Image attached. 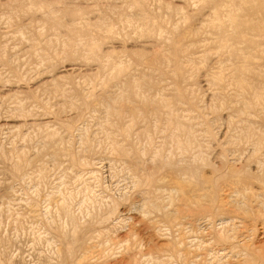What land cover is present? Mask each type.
Segmentation results:
<instances>
[{
	"label": "rangeland",
	"instance_id": "obj_1",
	"mask_svg": "<svg viewBox=\"0 0 264 264\" xmlns=\"http://www.w3.org/2000/svg\"><path fill=\"white\" fill-rule=\"evenodd\" d=\"M242 1L243 0H212V1L210 0L207 1L206 0L205 1L204 0H133L131 2V0H0V264H49L50 262L51 264H56L55 260L59 259V257L58 259H56V256L59 255V254L57 255L56 253H60V256L62 255L61 258L64 256V258H62V261L63 259H65L64 262L66 264H69L67 263L68 260L69 262L72 261L70 262V264H75L77 262L76 260L77 259L79 260V258L83 259V261L79 260V262H77L76 264L78 263L79 264H150V263L151 264H191V263L204 264L205 262L206 264H242V263L245 264V262L247 264L248 262L246 260L247 255H249L248 257L249 259H251L250 264L255 263L256 260L255 255L256 256L258 255L255 252L260 251L262 253L261 250L264 249L263 247L264 245L263 217L264 216L262 217L256 216V218L255 216H251L253 218L252 220L250 216H249L250 218L244 217L245 218L244 221L243 218L241 221L242 216L240 217V215L238 216L233 214V216L231 215L232 217L229 216L227 212H229V214L231 213L230 212L231 205L230 202L226 200L227 195L229 193L227 194V191H225L226 198L224 197L225 200L223 203L224 204L226 202L227 203L226 205L222 206L223 207L222 209L225 210V208L227 207L226 211L222 212V209L220 208L221 210L219 212V215L217 214L219 218L213 219L212 216L213 214H211V217H209L210 213L205 212L206 213L205 215L203 214L204 212L201 211L202 210V208H200L201 206L199 207L198 204H197L198 206H196L195 201H193L194 196L190 195V193H193V191L191 192L185 190L186 191L185 195L188 197L189 202H192L190 204H193L192 206L200 210L198 212L200 215L199 216L197 213L198 210L195 211L196 209L194 207L193 208L189 207V202H187V205L186 203L185 205L184 204L182 205L184 200L185 202L187 201V199H185L186 196L183 199V197H181V194L180 196L178 194H174L173 192H178L177 190L178 188L173 187L174 184L172 186L173 180L174 182L177 181V183H181L180 181L181 179L182 180L186 179V178L183 179L185 175L186 177H188V171L194 170L196 172V169L198 167H200L199 170L201 172L199 173L196 172L197 176H199L200 174L199 177L203 179L201 181H206L208 180V177L210 179L213 176V168L214 170H216L217 168L220 170L221 169L220 166H222V163H225L224 161H226L225 164H227L228 167L230 166L229 168H232V170L237 168L236 171L234 170L235 174H242V175L248 174L245 176L249 179L250 183L252 181L253 184L251 183V185L253 186V190L259 193V190L256 191L257 189L256 181L250 178L253 176V174L257 173V167L260 173L262 172V168L260 166H262L264 170V159H263L264 145L261 146V151H260V153L263 155L260 156L261 155L260 153L257 154L258 156L257 160L259 161V163L261 162V165H259L256 162H252V161L250 162L249 160L250 153L252 154L253 153L252 150H254L255 148L254 146L255 136L252 135V137H249L250 139L248 138L245 139L242 133L239 135V131L240 132L243 131L241 129L242 127L239 120H242L241 121L242 126L244 121L246 122L247 120L246 123L250 122V124H252L253 127L255 126V131L258 130V132L256 133L259 134L260 131H262L261 133H264V119H262L263 118L262 114L264 115L263 113L264 101H262V98L260 99L262 103L261 102H257L258 104L252 103L251 108L245 109L243 105L241 106L242 103L241 101L243 98L247 101L250 100V102H253V96H255L254 93H259V94L262 93V95L264 94L263 92L264 85H262L264 84V79H263L264 78V69H263L264 68V39H263L264 12L261 10L259 11L249 10L250 7L253 8V4H256L258 2L262 3L264 0L263 1L252 0V2L250 1V3L249 1L246 3L245 2L242 3ZM230 2L232 3L234 2V3L233 4L231 3L232 5L230 6ZM133 3H135V5ZM228 4H229V8H227ZM219 5L222 8H220ZM241 5L242 7L244 6L243 9H240V11L238 10L240 12L238 14H240L241 19H244L246 21L251 20L249 23L252 22L251 25L257 26L258 28L257 31L250 30L246 32V36L249 37L248 38L249 41L250 40L252 41L250 42V44H252L253 46L252 45L247 46L250 45L248 41L247 42L238 41L235 43V41L229 40L231 36L230 34L231 32H228L229 31L228 29L231 28L229 26V21L227 20V18H225L227 17V14L225 13L237 14V9ZM167 6H169L168 9H166ZM232 6L234 7V10ZM137 7L139 9H136ZM173 7H176V9H173ZM179 7H181L180 11H179ZM165 9L167 10V12L165 11ZM221 9L222 11H220ZM226 9L229 10L227 11ZM169 10L172 11L170 14L171 16L169 15L170 13ZM173 10L175 11L173 12ZM211 10L212 11L214 10L213 14ZM241 11L244 13H242ZM175 12L181 14L176 15ZM75 13L77 15H75ZM214 13H217L219 15L216 14L215 16ZM45 14H46V18H45ZM71 15L73 16L74 19H72ZM136 15L139 17L142 16L141 19L139 17H136ZM148 15L150 17H148ZM205 15L209 18V20H207ZM214 16L216 18L218 16V21H219L218 24H220L221 21L222 26L216 24L217 19ZM244 17H246V19ZM223 19L225 20V22ZM139 20L142 22H140ZM146 20L147 22H145ZM209 21L211 22V25ZM97 22L99 25L96 24ZM212 22L214 23V25H212L213 24ZM146 23H148L149 25L148 24L146 25ZM176 24L179 25L176 26ZM150 25L154 29L151 30ZM223 25L225 26V28ZM171 26L175 27L176 30L173 29ZM193 26L196 28H194ZM211 26L213 28H211ZM98 27H100L101 29ZM217 27L219 28L216 31L215 28ZM195 29L199 31L196 32ZM79 30L82 36L80 35V32L78 33ZM160 30L161 33H159ZM217 32L220 33L221 35L217 34ZM226 33L228 35H225ZM182 35H184L183 38ZM213 36H215V38ZM223 37L225 38L227 43L230 42L227 45L228 48H229V44H231L230 46L232 48H235L238 45L239 48L237 47L235 49H239L240 51L242 50V53L244 52V54L246 53L245 50L248 51L246 53L248 54L247 59L246 61H244L246 66L248 68L250 67L248 70L249 73L247 72V74H249L251 77L249 75H246L247 77L249 76L248 78L250 79L249 85L247 87L248 91L246 89H243V92L240 90H238L240 91L238 92L236 90V87L233 85V83L231 81L229 82L231 76L233 75V74L231 75L232 69L229 67H232L236 61H237L236 64L242 63L243 61L242 59H235L234 60L235 62L232 63V60H229V63L231 62V64L229 65L227 64V66L224 65L227 62L226 60L228 59L227 57L229 55L226 56V54L228 53L227 52L228 48L227 46L225 47L226 42L223 40ZM177 38L178 41L176 40ZM217 38H219L221 41H219V39ZM255 38L257 40H253ZM203 40L205 41L204 45H203ZM222 42L224 46L220 45ZM198 43L202 45L200 46ZM160 45L161 46L163 45L162 48ZM256 45L259 46L258 47L259 49L257 48ZM221 46H223L224 49L227 48L226 49L227 51L222 49ZM159 47L162 50H160ZM255 48L257 49V51ZM217 49L219 50L217 51ZM157 50H159L158 52L160 53V55H162V53L164 52L163 55L160 56ZM206 52H208L210 56ZM156 53H158V55ZM168 54L170 55V57ZM135 55H138V57ZM167 56L168 58H166ZM171 56L173 60L171 59ZM152 57L153 59L154 58L155 59L152 60ZM162 57L163 58L165 57L164 60L162 59ZM150 60L152 63L150 62ZM202 60L204 61V64ZM221 62H224V64L222 63L221 65L222 67L220 66ZM115 63L116 65L119 64L120 68L119 66H117V68L122 69V72L116 70L117 68L115 67ZM166 63L169 65H167ZM180 65L184 68H182ZM172 68L174 69V71L176 70L174 74L172 73L174 72ZM218 68H220L221 70ZM182 69L183 71H181ZM216 69L220 70L222 73L219 74V77L221 75L222 78L221 77L217 78L220 84L217 83V80L215 82V79L211 76V75L218 76L217 72L219 71L213 73L211 72ZM226 69H228L227 71L229 72H227ZM252 69L256 71L257 74H255V72ZM112 70H114V72ZM225 71L227 72V74H224L226 73ZM258 73L263 74V76L262 75L259 76ZM179 74L181 76H179ZM224 76L227 78H224ZM256 76H258L257 78H259V80L256 78ZM128 77H130L131 79ZM132 77L134 80L132 79ZM144 77L147 78L143 79ZM206 77H208V79ZM52 79L55 85L54 84L51 85H54V87L55 86L58 87L57 89H55L54 87L53 88L50 87L49 84L52 82L51 81ZM135 79L139 80V82H141L142 84L140 85L137 84L139 82L136 81ZM211 79H214V82ZM225 79L226 80L229 79L226 82L230 84V87L229 85H226L227 84L226 82H224ZM132 80L133 83L135 81L137 83L133 84ZM150 80L152 83L150 82ZM42 83L44 85H42ZM212 83L214 86L213 87L211 86L212 87L211 88L209 85H211ZM257 83H260L258 85L259 87L257 86ZM136 84L138 85V87H136L137 86ZM131 85L133 86L135 85V88L138 89V90L135 89L136 91L141 90L143 92L141 91L136 92L133 89L134 87H132ZM126 86L129 88H127ZM121 87L123 90L121 89ZM166 87L169 88L167 89ZM214 87H216V91H221L219 93L217 92L215 95H220L224 100H222V98L220 99L219 98L220 96H215L213 93L211 94V92L214 93L216 92L213 89ZM254 88L255 89L257 88L256 90L257 91L259 90L260 92L255 91ZM48 89L50 90L48 91L49 95L47 94ZM124 89L126 93L124 92ZM132 89L134 90L135 95L138 94L135 97L139 101L137 99L135 100L133 99L134 94H132L133 92L131 93ZM210 89H212L213 91ZM119 90H121L120 92H122V94L124 93L128 97V100L124 94H123L124 96H122ZM51 91L53 92L51 93ZM232 91L235 93L231 94ZM105 92H107V94ZM129 92L132 95L129 94ZM229 92L230 94H228ZM111 94L113 96H111ZM234 94L235 95L237 94L239 95L240 98H242L239 99V101L241 100L240 103H238L239 102L238 100L235 101L236 100L235 98H239V97H236ZM240 94L243 97H241ZM245 94L248 97L245 96ZM129 95H131L132 98ZM144 95L146 96V99ZM178 95L181 96L182 100L181 99L177 100V98L180 97ZM117 96H119L120 99L122 98L121 99L122 104L120 103L121 101ZM140 96H142L143 99ZM162 96L166 99H163ZM210 96L213 97L211 98ZM153 97L156 98L161 97V100L159 98H157L156 100ZM106 98L108 99V101L106 100ZM115 98H117L115 102H112V100ZM154 99L156 100V102L153 101ZM126 100H127V105H125L124 103L126 102ZM158 100L160 101V103H158ZM162 100H164L163 103L169 108L170 112L167 111L168 109L167 107L163 106ZM128 101H130L132 105L131 104L129 105ZM212 101L215 102V104ZM211 102L213 103V105ZM19 103L21 106L19 105ZM112 103L115 105H113ZM222 103L224 104V106L222 105ZM227 103L229 104L233 103V109L231 107H228L229 104ZM111 104L113 105V108H111L112 107ZM236 104L238 107L236 106ZM101 105L103 106V108H101ZM116 105L117 107H115ZM119 105L123 106V108L120 109ZM155 105L157 106L155 107ZM260 105L261 107H259ZM107 106L108 107L110 106L111 109H110V113L108 111L107 113L108 117L106 118V116H103L102 114L104 113L103 110H106L105 108ZM130 106L133 108H131ZM230 106H232V104H230ZM163 107H165L166 109ZM135 108H136L135 111L141 114L142 117L135 112H131L135 117L131 116L132 115L131 113L128 112L126 113V110L130 112V110L133 111ZM240 108H244L246 111L248 109L249 110L251 109L250 110L251 112L248 110L250 117L249 114L245 112L244 109L241 110ZM113 109L114 111L117 110V112H119L118 118H115L114 115H117V112L116 114H113L114 113L112 111ZM153 109L155 110L160 109V110L151 111ZM257 110H259V112L261 113H258ZM163 111L164 112L167 111L168 113L166 112L164 113ZM238 111L239 113L244 112V114L243 113L239 114ZM152 112H154V114ZM169 113L171 115H169ZM255 113H258L259 116L258 114ZM119 115H121L122 117ZM154 115L155 118L152 117ZM240 115L241 116L244 115V117L243 116L241 117ZM164 116L167 117L163 118ZM173 116L175 117L176 121L173 120L174 119ZM157 117H159V119ZM229 117L231 119H229ZM167 118H169V120H167ZM102 119H104V121H106L105 119L108 120L106 121L107 124L105 122L106 124V125L104 124L105 126L101 123V121L104 123ZM130 119H133L132 120L133 122H131ZM224 119H226L227 121ZM233 119L236 122L233 121ZM251 119L254 120L251 121ZM112 120L116 122L114 123ZM171 120L173 122L175 121L174 123H178L179 126L181 125L182 128L181 126L179 128ZM211 120H214L215 122L214 125H212L214 122ZM223 120L225 121L224 123L223 122L222 124L219 123ZM229 120L231 121L229 122ZM162 121L164 123L167 122L165 123L166 126H164V123H162ZM237 122L238 124L239 123L240 124L237 125L236 124ZM108 123H111L113 126L112 125L110 126V124ZM128 123L130 124L129 126L132 127H128ZM256 123H258L259 125H257ZM65 124L67 126V129L70 130L68 131L69 133H67V130H65L66 128ZM100 124H102L103 127ZM170 124L173 128L175 127L178 128L177 129L178 132L179 131L181 132L175 134L174 132H176L177 130L176 128L175 129L171 128ZM200 124L202 126H200ZM69 125L72 128H68ZM107 125L112 127V129H110V127L107 128L108 127ZM125 125L128 129L125 127ZM221 125L222 126L224 125L223 126L224 128ZM99 127H101L102 129ZM222 128L223 130L221 131ZM122 129H125V131ZM188 129L190 130L191 134L188 131ZM233 129L236 130V132L233 131ZM237 130L239 131L237 132ZM122 131H124L125 133ZM208 131L212 135V139ZM232 132L235 133L231 134ZM103 133L106 134L104 135ZM51 134L55 135V136L53 135L55 141H52L53 139H50ZM187 134H189L190 136ZM217 134H222L223 137L222 135H217ZM46 135H48L49 139L46 138ZM171 135L174 136L176 135V137L178 138L175 137L176 138L175 139L174 136ZM233 135L234 137L235 136L236 137L233 138ZM122 136L125 137V139ZM215 136H217L216 138L218 140L215 138ZM228 136L232 138L231 141H229L230 138H228L229 140H227ZM77 137L80 139H78ZM85 138L87 139V142ZM238 138L239 140H236L237 142H235V140L233 141V139H238ZM48 140L51 142L49 143ZM175 140L178 141L175 142ZM232 141L235 143H233ZM82 142L85 145V147L82 145ZM109 142H111V144L113 142V144L117 146V148L120 145L119 146L120 149L125 147L124 149H126L129 155L126 154L127 152L125 151L124 153L126 155L123 156H127V157L123 158V156L120 155L121 152L118 151L113 144L110 145ZM183 142L186 144L188 143L187 145L188 147H186L185 144H183ZM227 142L229 147L227 145ZM51 143L54 145H52ZM250 143L252 144L250 145ZM46 144L48 146H46ZM180 144L182 146L177 147V145ZM87 145H89L90 149L89 147L86 148ZM109 145L112 148H110ZM222 145H224V148ZM176 147L180 149L177 150ZM198 147L200 148V150ZM227 147L229 150L227 149ZM232 147L234 148L232 149ZM249 147H252L253 149L251 150ZM136 148L139 149L140 151L142 150L143 152L141 151L142 152L141 153L139 150L138 151L140 153L137 152ZM124 149H122V151ZM63 150H65L66 152L64 151L63 153L62 152ZM113 150L119 156H117V154H115ZM129 150L131 152V155ZM20 151L23 155L20 154ZM223 151H226L229 155H227L226 152L222 153ZM234 151H237L239 154H236L237 152ZM156 153H157V158H156ZM201 153L203 156L202 155L200 156ZM1 154L4 157H2ZM196 154L197 156H199L198 158ZM232 154L235 155L233 156ZM54 155H58V156L56 157ZM59 155L62 156L60 157ZM154 155L155 158L152 157ZM193 155L195 156V158H192ZM128 156L129 158L130 157L132 158L129 159ZM220 156L222 157V159L219 158ZM229 156L231 157L229 158ZM261 157L262 160L259 159ZM73 159L75 160V162L77 161L76 164H74L75 162ZM77 159H79L80 161ZM151 159H153V162L151 161ZM22 160L24 161V163L22 162ZM148 160L151 161L152 163L149 162ZM199 160H201L203 165H201L202 163ZM17 161L21 163L19 164V166L22 165V163L24 165L23 168H21L22 166L20 167L23 170H21L19 173L17 172L19 175H17V173H14L12 169L13 167L12 165H15V162L16 165L18 164ZM156 161L157 163L155 164L154 162ZM190 161H193V163L192 162L190 163ZM197 161L199 162V164ZM207 161H209V163ZM230 161L232 162L230 163ZM237 161L239 163L236 164ZM146 162L148 163L149 166L151 164L152 166L149 167L146 164ZM162 162H164L165 165H167V163L169 165L170 163V166L168 165L166 167L162 166L164 165L162 164ZM78 163H82L83 166L82 164H79L80 165L79 166ZM229 163L231 165H229ZM213 164L214 166L215 165L216 166L214 167ZM142 165L144 166V169ZM156 165L158 169H156L157 168ZM139 166L142 168V170L141 168H139ZM159 166L162 167L163 169L160 168ZM180 166L182 167V169H180ZM184 166H187V170L184 169L185 168ZM167 167L169 168L171 167L172 170L175 168L179 170L175 169L177 172L173 170L175 172L174 173L171 169L168 170ZM149 168L151 169V171ZM246 168L248 170H245ZM153 170L154 173L150 181L148 172H150L149 174H152ZM157 170H160L159 173ZM181 170L184 173H181ZM139 171L140 173L138 174ZM135 172L137 174H135ZM160 172L162 173L160 174ZM167 172H170V174ZM156 173H158L157 176ZM176 173L178 174L179 179H177ZM165 174H168V177ZM137 175L140 178L137 177ZM172 175H175V177L173 178ZM155 176L158 177L157 180L160 177L161 178L163 177V179L160 178V181L162 180L164 181L162 182L159 181L163 186L162 185L160 187L158 186L159 182L156 181ZM169 176L171 177L172 181H170L171 179H169L170 178ZM180 176L182 178H180ZM21 177L23 178V180ZM199 177L197 178L199 179ZM205 177H207V179ZM134 178L135 179L138 178V180H135ZM144 178H147L148 181L147 179H145L146 181H143ZM141 180L143 181L142 185L140 184L142 183ZM254 181L256 184L254 183ZM177 183L175 185L178 187ZM136 184L138 186H141L142 189H140ZM152 184L154 185V187L153 186L152 187L153 189L155 188L154 189L155 191L151 189ZM144 187L147 189L149 188V190H146ZM164 189L169 193L164 192ZM169 190H171V192ZM142 192L144 193V196L140 195ZM153 193L156 194V197L155 194ZM160 193H163V195H161ZM170 193L173 194L172 195L173 197L171 196ZM145 194L146 195L151 194L153 199L150 198L151 196L149 197L147 195L149 197L148 198L147 196H145ZM195 194L196 193L194 192V195ZM175 195H177V197L183 201H180L179 203L178 202L179 199L177 201L176 200L177 197H174ZM188 195H190L193 198H190ZM157 196H161V199L159 200L158 198L160 197L157 198ZM167 196L169 197L168 200H166ZM231 197L235 199V200H231L232 202L239 201V203H242L243 200L245 199V198L242 199L243 198L242 195L240 196L239 194L237 196L238 200H236L237 198L236 197L234 198V196ZM247 197H249V195ZM106 199H108V201ZM148 199H150L149 202H147L148 204L142 203V200L147 201ZM151 199L153 200L152 203H154V201L156 202L157 200H159L153 206L150 205L153 208L156 206L155 210L158 211L159 214L156 211L154 212L153 208H151L153 209L152 211H149L150 207L147 208L145 206V205L149 206V203H151L150 202ZM169 199H171L170 202ZM259 199H262V202H264L263 197L262 198L260 197L257 200L259 201ZM241 200L242 202H240ZM63 202L65 204H63ZM173 202H177V203H173ZM203 202L205 203L204 205H206L207 202L205 201V199L200 201L202 206H204ZM254 202L255 201L252 200V203ZM159 203H161L163 207L159 206ZM169 203L170 204L172 203L171 206H169ZM252 203L249 205H252ZM59 204L62 208L61 210L59 209L60 208ZM143 205L147 208L145 209V211L144 209H142L144 208ZM66 206L69 208V211ZM111 206L115 207L114 208L115 210L112 211L113 208ZM176 206L179 209L184 206L185 207L183 210L181 209L182 211H180L179 209H177L178 210L177 211ZM253 206H255V204ZM259 206L261 207V205ZM65 207L67 208L69 215ZM160 207L163 208L162 212H164L167 215L166 217L164 216L165 214L161 212ZM186 208H188L189 211L186 210ZM109 209H111L113 214L110 212ZM173 209H175L177 214H175V211ZM64 210L66 211L67 215L66 213H64L65 212ZM146 211L149 213H147ZM192 211L193 214H190L192 215L190 216L189 213L190 212L192 213ZM224 212L226 213V215ZM169 213L173 214V216L174 214L177 216L178 214H180L179 218H177L178 221L174 218L176 222L175 221L172 222L171 218H173V216L172 217L171 215L169 216ZM220 213L222 214V216ZM161 214L162 215L164 214L162 216L163 218L165 217L167 219L168 217V219L166 220L164 218L163 220ZM208 214L209 216L207 218ZM70 215H72L73 217ZM69 216H70V220H69ZM201 216H203L205 220L206 218L209 221L211 220V222L208 223V220L201 221L204 220V218ZM223 216L226 217V220ZM236 216H238L239 218L237 219ZM199 217L200 220L197 219ZM258 217L262 218V220L258 219ZM71 218H74V221ZM221 218L224 219L220 220ZM232 218L235 220L232 221L233 223L231 224V221L228 220H232ZM246 219L249 220L247 221ZM71 220L73 221V223H75V225L76 223H78L79 226L73 225ZM165 220L169 223L172 222V225L171 224L169 225V223L167 225ZM214 220H216L217 222ZM240 221L242 222V224H244V226L241 225ZM52 222L54 223V225H52L53 224ZM156 222L158 223L156 224ZM246 222L249 224H247ZM207 223L208 224L211 223V224L207 226ZM245 223L247 226L245 225ZM256 223L258 224L257 226ZM215 224H217L218 226ZM182 225L183 226L186 225V226L183 227ZM222 225L227 226V230L231 229L233 235L235 234L234 236L237 239H238L237 236H240L239 238L242 239V241L240 239L237 240L234 237V240L236 239V242H234V240L231 239L232 241L229 240L228 243H226L228 244V246L226 244L222 245L216 243L214 238L212 239L211 237H213L212 236L213 234L215 236L218 230L223 232V229L224 230L226 229V227L223 226V229L221 230L220 227H222ZM232 225L234 229H232L231 227ZM234 225H236L237 227H235ZM211 226H214L212 227V230H211ZM228 226L230 228H228ZM249 228H251L252 230H250ZM234 230L237 231L234 232ZM239 230L243 231V233L240 232L241 233L240 234ZM61 231L64 233L63 235H61L62 234ZM70 231L71 233L74 231V233L71 234ZM220 231H218V233ZM225 232L226 231H224L223 233ZM65 233H67V235L69 234L68 235L69 238L68 236H66ZM242 235L246 237H242ZM60 236L64 237L62 238L63 240L61 239ZM248 236L249 238H251L252 236V238L249 239ZM165 237H169V239ZM65 238H67V240ZM243 238L246 239V242L244 241L245 239ZM79 239H81V242L77 241ZM107 239L110 241H108ZM247 239L250 241V243L248 242ZM194 240L196 242H194ZM74 242L77 245H75ZM230 242L233 243L231 244ZM241 242L243 243L245 242V243L243 244ZM167 243L169 245L170 244L172 245L173 251L171 246H166ZM64 244L66 247L68 246V248L72 244L71 246L73 249H71L70 252H67L68 248L65 249L66 247L64 248L62 247L64 246ZM246 244L247 245L252 244V246L247 247ZM235 245H238L239 248L238 246L237 248L240 250H238ZM260 245L262 246V249ZM229 246L230 247L233 246V248H230ZM244 246L249 249L251 247L253 253H250L251 250L245 251ZM221 247L222 250H220ZM228 247L229 249H227ZM255 247L256 249L259 248L260 250H256V249L254 250ZM86 249L87 251L88 250L89 251L87 252ZM230 249L231 251H229ZM234 249L236 251H234ZM57 250L58 252H56ZM63 251L64 253H62ZM106 251L107 253H105ZM108 252L110 253L109 256H108ZM243 252L245 253V255L247 254L246 259H243L242 257V255L245 257ZM50 253L53 254L51 255ZM72 254L74 255V259ZM81 254L83 255L82 258L79 257L82 256ZM262 254H264V250ZM130 255L133 257V260L137 261V263L131 260L132 257H129ZM68 256H72L71 257L72 259L68 258ZM200 256H202V258ZM61 258L57 261L59 262L57 264H64L60 262ZM84 258L86 261L84 260ZM183 258L186 259L184 260ZM50 259L52 261L49 262ZM127 259H129L128 263L126 262L128 261Z\"/></svg>",
	"mask_w": 264,
	"mask_h": 264
},
{
	"label": "bare ground",
	"instance_id": "obj_2",
	"mask_svg": "<svg viewBox=\"0 0 264 264\" xmlns=\"http://www.w3.org/2000/svg\"><path fill=\"white\" fill-rule=\"evenodd\" d=\"M132 1H133V0H131V2H132ZM204 1H205V0H204ZM206 1H207V0H206ZM210 1H212V0H210ZM248 1H249V3H250V1L252 2V0H243L242 3H243V2L246 3V2H248ZM262 1H263V0H262ZM234 2H235V1H234ZM234 2H233V3H234ZM238 2H239V1H238ZM136 3H138V2H136ZM140 3H141V2H140ZM231 3H232V2H230V6L233 4V3H232V4H231ZM242 3H239V4H242ZM133 4L135 5V3H133ZM159 4H160V3H159ZM165 4H167V3H165ZM222 4H223V3H222ZM236 4H237V3H236ZM168 5H169V4H168ZM208 5H209V4H208ZM137 6H138V5H137ZM164 6H165V5H164ZM193 6H194V5H193ZM213 6H214V5H213ZM133 7H134V6H133ZM139 7H140V6H139ZM170 7H171V6H170ZM219 7H220V5H219ZM219 7H217V8H219ZM232 7H233V6H232ZM246 7H247V6H246ZM163 8H164V7H163ZM168 8H169V6L166 7V9H168ZM177 8H178V7H177ZM220 8H222V7H220ZM227 8H229V4H228V7H227ZM243 8H244V6L242 7V5H241L238 9L236 8V9H237V14H235V13H233V14L225 13V14H227V17H225V18H227V20L229 21V26H230V28H231V29H228L229 31H228V30H227V31H228V32H231V33H230L231 36H230L229 40H233V41H235V43L238 42V41H245V42L248 41L249 44H250V42H252V41H251V40H250V41L248 40L249 37L246 36V32H247V31H250V30L257 31L258 28H257V26H252V25H251L252 22L249 23L251 20L246 21V20H244V19H241V16H240V14H238V13H240V12H239L240 9H243ZM247 8H248V7H247ZM48 9H49V8H48ZM136 9H139V8L137 7ZM159 9H160V7H159ZM166 9H165V11L167 12ZM173 9H176V7H173ZM230 9H231V7H230ZM177 10H178V9H177ZM177 10H176V11H177ZM180 10H181V7H179V11H180ZM226 10L228 11L229 9H226ZM233 10H234V7H233ZM238 10H239V11H238ZM249 10H253V11H259V10H261V11L264 12V1H263L262 3H261V2H258V3H256V4H253V8L250 7ZM47 11H48V10H47ZM52 11H53V10H52ZM169 11H170V13H169V15H170L172 11H171V10H169ZM174 11H175V10H173V12H174ZM211 11H212V10H211ZM211 11H210V12H211ZM220 11H222V9H221ZM242 11H243V10H242ZM242 11H241V12H242ZM183 12H184V11H183ZM213 12H214V10L212 11V14H213ZM230 12H231V11H230ZM175 13H176V15H177V14H181V13H178V12H175ZM231 13H232V12H231ZM242 13H244V12H242ZM141 14H142V13H141ZM141 14H139V15H141ZM143 14H144V12H143ZM145 14H146V13H145ZM166 14H167V13H166ZM216 14H217V13H214L215 16H216ZM225 14H224V15H225ZM72 15H73V13H72ZM72 15H71V17H72V19H74ZM75 15H77V14L75 13ZM137 15H138V14H137ZM137 15H136V17H139V16H137ZM217 15H219V14H217ZM258 15H259V14H258ZM69 16H70V15H69ZM170 16H171V15H170ZM180 16H181V15H180ZM205 16H206V15H205ZM215 16H214V17H215ZM133 17H134V16H133ZM141 17H142V16H141ZM141 17H139V18L141 19ZM148 17H150V16L148 15ZM211 17H212V16H211ZM45 18H46V14H45ZM126 18H128V17H126ZM206 18H207V20H209V18H208L207 16H206ZM212 18H213V17H212ZM212 18H211V19H212ZM215 18H216V17H215ZM244 18L246 19V17H244ZM49 19H50V18H49ZM137 19H138V18H137ZM164 19H165V18H164ZM216 19H217L216 24L222 26L221 21H220V24H218V23H219V21H218V16H217ZM216 19H215V20H216ZM253 19H254V17H253ZM182 20H183V19H182ZM182 20H181V21H182ZM184 20H185V19H184ZM212 20H213V19H212ZM212 20H210V21H212ZM221 20H222V19H221ZM223 20H224V19H223ZM97 21H98V20H97ZM139 21H140V20H139ZM143 21H144V20H143ZM169 21H170V20H169ZM210 21H209V22H210ZM256 21H257V20H256ZM101 22H102V21H101ZM101 22H100V23H101ZM125 22H126V20H125ZM140 22H142V21H140ZM145 22H147V20H146ZM145 22H144V23H145ZM224 22H225V20H224ZM212 23H213V22H212ZM253 23H254V22H253ZM96 24H98V22H97ZM125 24H126V23H125ZM147 24H148V23H146V25H147ZM196 24H197V23H196ZM201 24H203V23H201ZM205 24H206V23H205ZM225 24H226V23H225ZM98 25H99V24H98ZM148 25H149V24H148ZM151 25H152V24H151ZM151 25H150V27H151V30H152V29H154V28H153ZM177 25H179V24H176V26H177ZM198 25H199V24H198ZM198 25H197V26H198ZM210 25H211V22H210ZM212 25H214V23H213ZM227 25H228V24H227ZM256 25H257V23H256ZM258 25H259V23H258ZM261 25H262V24H261ZM30 26H31V25H30ZM94 26H95V24H94ZM101 26H104V25H101ZM128 26H129V25H128ZM143 26H144V25H143ZM154 26H155V24H154ZM174 26H175V25H174ZM202 26H203V25H202ZM208 26H209V25H208ZM221 26H219V27H221ZM223 26H224V25H223ZM144 27H145V26H144ZM171 27H172L173 29L176 30L175 27H173V26H171ZM193 27H194V26H193ZM199 27H200V26H199ZM199 27H198V28H199ZM215 27H216V26H215ZM219 27L215 28L216 31L218 30ZM227 27H228V26H227ZM260 27H261V26H260ZM260 27H259V29H260ZM91 28H92V27H91ZM95 28H96V26H95ZM98 28H100V27H98ZM194 28H196V27H194ZM211 28H213V27L211 26ZM224 28H225V26H224ZM228 28H229V27H228ZM69 29H70V28H69ZM100 29H101V28H100ZM158 29H159V28H158ZM158 29H157V30H158ZM93 30H94V29H93ZM146 30H147V28H146ZM149 30H150V29H149ZM149 30H148V32H149ZM151 30H150V31H151ZM195 30H196V29H195ZM230 30H232V31H230ZM81 31H82V29H81ZM98 31H99V29H98ZM193 31H194V30H193ZM193 31H191V32H193ZM197 31H199V30H196V32H197ZM205 31H206V30H205ZM216 31H215V32H216ZM220 31H221V30H220ZM261 31H262V30H261ZM263 31H264V30H263ZM74 32H75V31H74ZM79 32H80V30L78 31V33H79ZM83 32H84V31H83ZM164 32H165V31H164ZM164 32H163V33H164ZM184 32H186V31H184ZM194 32H195V31H194ZM225 32H226V30H225ZM67 33H68V32H67ZM89 33H90V32H89ZM159 33H161V30H160ZM159 33H158V34H159ZM222 33H223V32H222ZM251 33H253V32H251ZM87 34H88V33H87ZM217 34H220V33L217 32ZM223 34H224V33H223ZM230 34H229V35H230ZM80 35H81V32H80ZM193 35H194V34H193ZM208 35H209V34H208ZM220 35H221V34H220ZM225 35H228V34L226 33ZM225 35H223V36H225ZM81 36H82V35H81ZM166 36H167V35H166ZM183 36H184V35H182V38H183ZM188 36H189V35H188ZM209 36H210V35H209ZM248 36H249V35H248ZM160 37H161V36H160ZM194 37H195V36H194ZM213 37L215 38V36H213ZM217 37H218V36H217ZM221 37H222V36H221ZM221 37H220V38H221ZM89 38H90V37H89ZM226 38H228V37H226ZM46 39H47V38H46ZM90 39H91V38H90ZM179 39H180V38H179ZM217 39H219V38H217ZM250 39H251V38H250ZM263 39H264V38H263ZM176 40L178 41V38H177ZM176 40H175V41H176ZM183 40H184V39H183ZM223 40L226 42V40H225L224 37H223ZM223 40H222V41H223ZM253 40H257V39L255 38V39H253ZM165 41H166V40H165ZM167 41H168V40H167ZM213 41H214V40H213ZM213 41H212V42H213ZM219 41H221V40L219 39ZM204 42H205V41L203 40V45L205 44ZM208 42H210V41H208ZM90 43H91V41H90ZM206 43H207V42H206ZM228 43H230V42H228ZM228 43L226 42L225 47L228 45ZM196 44H197V43H196ZM196 44H195V45H196ZM198 44H199V43H198ZM218 44H219V43H218ZM240 44H241V43H240ZM169 45H170V44H169ZM199 45H200V44H199ZM201 45H202V44H201ZM201 45H200V46H201ZM207 45H208V44H207ZM212 45H213V44H212ZM220 45H223V42H222ZM230 45H231V44H229V48H228V46H227L228 49H227V48L224 49V48H223L224 45L221 46L222 49H224V50L227 49V50H228V51H227V50H226V51H227L229 54L227 53L226 56H228V55H229V56L227 57V58H228V59L226 60L227 62L225 61V62H226L225 64H224V62H221L220 66L222 65V63H223L224 65H226V66H227V64H228V65L231 64V62L229 63V60H232V63H233V62H235V61H234L235 59H242L243 62L246 61V59H247V55H248V54H246V53H247L248 51L245 50L246 53L244 54V52L242 53V50L240 51L239 49H235V48L238 47L237 44H236L237 47H235V48H232ZM234 45H235V44H234ZM243 45H244V44H243ZM251 45H252V44L247 45V46H251ZM92 46H93V45H92ZM160 46H161V45H160ZM162 46H163V45H162ZM162 46H161V48H162ZM189 46H190V45H189ZM197 46H198V45H197ZM252 46H253V45H252ZM256 46H257V45H256ZM135 47H136V46H135ZM170 47H171V46H170ZM219 47H220V46H219ZM240 47H242V46H240ZM258 47H259V46H257V48H258ZM87 48H88V47H87ZM91 48H92V47H91ZM159 48H160V47H159ZM161 48H160V50H162ZM168 48H169V47H168ZM238 48H239V47H238ZM245 48H246V47H245ZM262 48H263V47H262ZM157 49H158V48H157ZM188 49H189V48H188ZM188 49H187V50H188ZM202 49H203V48H202ZM242 49H243V48H242ZM255 49H256V48H255ZM258 49H259V48H258ZM151 50H152V49H151ZM167 50H168V49H167ZM218 50H219V49H217V51H218ZM260 50H261V49H260ZM89 51H90V50H89ZM158 51H159V50H157V52H158ZM185 51H186V50H185ZM210 51H211V50H210ZM256 51H257V49H256ZM92 52H93V51H92ZM172 52H173V51H172ZM211 52H212V51H211ZM249 52H250V51H249ZM137 53H138V52H137ZM141 53H142V52H141ZM149 53H150V52H149ZM158 53H159V52H158ZM158 53H156V54L158 55ZM163 53H164V52H163ZM163 53H162V55H163ZM183 53H184V52H183ZM206 53H208V52H206ZM213 53H214V51H213ZM253 53H254V52H253ZM258 53H259V52H258ZM138 54H139V53H138ZM152 54H153V53H152ZM165 54H166V53H165ZM165 54H164V56H165ZM204 54H205V53H204ZM215 54H216V53H215ZM217 54H218V52H217ZM121 55H122V54H121ZM159 55H160V53H159ZM162 55H160V56H162ZM168 55H169V54H168ZM200 55H201V54H200ZM205 55H206V54H205ZM208 55H209V53H208ZM262 55H263V54H262ZM135 56L138 57V55H135ZM191 56H192V55H191ZM195 56H197V55H195ZM202 56H203V55H202ZM209 56H210V55H209ZM215 56H216V55H215ZM230 56H231L232 58H231ZM249 56H251V55H249ZM154 57H155V56H154ZM169 57H170V55H169ZM192 57H193V56H192ZM229 57H230V58H229ZM155 58H156V57H155ZM155 58H154V59H155ZM164 58H165V57H164ZM164 58L162 57L163 60H164ZM166 58H168V56H167ZM223 58H224V57H223ZM223 58H222V59H223ZM154 59H153V57H152V60H154ZM157 59H158V58H157ZM171 59H172V56H171ZM214 59H215V58H214ZM222 59H221V60H222ZM165 60H166V59H165ZM172 60H173V59H172ZM199 60H200V59H199ZM224 60H225V59H224ZM255 60H256V59H255ZM105 61H106V59H105ZM120 61H121V60H120ZM127 61H129V60H127ZM161 61H162V60H161ZM169 61H170V60H169ZM202 61H203V60H202ZM251 61H252V60H251ZM118 62H119V60H118ZM150 62H151V60H150ZM236 62H237V61H236ZM236 62L234 63V65L232 64V65H233V66H232L233 68H232V67H229V68L232 69V73H231V72H230V73H231V75H232V74H233V75L231 76V79H230V80H229V79H227V80H229V82L231 81V82L233 83V85L236 87V90H237V91L240 90V91L243 92V89H246V90L248 91V88H247V87H248V85H249V80H250L248 77H249L250 75L247 74V72H248V70H249L250 67L248 68V67L246 66L245 62H244V63H243V62H242V63H239V62H240V61H239L238 63H239L240 65H239V64H236ZM120 63H121V62H120ZM151 63H152V62H151ZM156 63H157V60H156ZM160 63H162V62H160ZM167 63H169V62H167ZM167 63H166V64H167ZM199 63H200V62H199ZM122 64H123V63H122ZM128 64H129V63H128ZM153 64H154V61H153ZM179 64H181V63H179ZM191 64H193V63H191ZM200 64H201V63H200ZM200 64H199V65H200ZM203 64H204V61H203ZM218 64H219V63H218ZM106 65H107V64H106ZM148 65H150V64H148ZM158 65H159V64H158ZM167 65H169V64H167ZM182 65H183V63H182ZM196 65H197V64H196ZM113 66H114V65H113ZM117 66H119V64L116 65V63H115V67H116V68H117ZM180 66H181V65H180ZM220 66H219V67H220ZM230 66H231V65H230ZM115 67H114V68H115ZM154 67H155V66H154ZM168 67H169V66H168ZM168 67H167V68H168ZM181 67H182V66H181ZM198 67H199V66H198ZM221 67H222V66H221ZM221 67H220V68H221ZM114 68H112V69H114ZM116 68H115V69H116ZM119 68H120V66H119ZM150 68H151V67H150ZM150 68H149V69H150ZM169 68H170V67H169ZM182 68H184V67H182ZM186 68H187V67H186ZM195 68H197V67H195ZM220 68H218V69H220ZM227 68H228V67H227ZM255 68H257V67H255ZM136 69H137V68H136ZM138 69H139V68H138ZM152 69H153V68H152ZM172 69H173V68H172ZM263 69H264V68H263ZM263 69H262V71H263ZM116 70H119L120 72H122V69H118V68H117ZM169 70H170V69H169ZM196 70H197V69H196ZM220 70H221V69H220ZM220 70H217V69H216V70L211 71L212 73H213V72H216V71H219V72H220V73L217 72L218 76H217V75H216V76L211 75V76L215 79V82H216V80H217V83H218V84H220V82H218V79H217V78L219 77V74H222ZM224 70H225V69H224ZM227 70H228V69H226V71H227ZM252 70H253V69H252ZM252 70H251V71H252ZM258 70H259V69H258ZM112 71L114 72V70H112ZM134 71H135V70H134ZM170 71H171V70H170ZM173 71H174V69H173ZM175 71H176V70H175ZM175 71L172 72V73L174 74ZM178 71H179V70H178ZM181 71H183V69H182ZM191 71H192V70H191ZM226 71H225V72H226ZM253 71H254V70H253ZM253 71H252V72H253ZM259 71H260V70H259ZM135 72H136V71H135ZM148 72H149V71H148ZM151 72H152V71H151ZM165 72H166V71H165ZM223 72H224V71H223ZM227 72H229V71H227ZM227 72L224 73V74H227ZM252 72H251V73H252ZM254 72H255V74H257L256 71H254ZM257 72H258V71H257ZM108 73H109V72H108ZM111 73H112V72H111ZM117 73H118V72H117ZM154 73H155V72H154ZM248 73H249V72H248ZM261 73H262V72H261ZM261 73H258V75H259V76H260V75L263 76V74H261ZM131 74H132V72H131ZM143 74H144V73H143ZM180 74H181V73H180ZM180 74H179V76H181ZM150 75H151V74H150ZM214 75H215V74H214ZM246 75H249V76L247 77ZM134 76H135V75H134ZM142 76H143V75H142ZM205 76H206V75H205ZM229 76H230V74H229ZM262 76H261V77H262ZM109 77H110V75H109ZM111 77H112V76H111ZM135 77H136V76H135ZM135 77H134V78H135ZM193 77H194V76H193ZM208 77H209V76H208ZM208 77H206V78L208 79ZM220 77H221V75H220ZM220 77H219V78H220ZM250 77H251V76H250ZM257 77H258V76H256V78H257ZM107 78H108V77H107ZM128 78H130V77H128ZM136 78H137V77H136ZM145 78H147V77H144L143 79H145ZM179 78H181V77H179ZM209 78H210V77H209ZM221 78H222V77H221ZM224 78H227V77L224 76ZM228 78H229V77H228ZM50 79H51V77H50ZM54 79H55V78H54ZM126 79H127V78H126ZM130 79H131V78H130ZM132 79H133V77H132ZM175 79H176V76H175ZM189 79H190V78H189ZM214 79H211V80H213V82H214ZM257 79L259 80V78H257ZM263 79H264V78H263ZM133 80H134V79H133ZM133 80H132V83H133ZM135 80H136V79H135ZM178 80H179V79H178ZM227 80L225 79L224 82H226ZM51 81H52V82H51L49 85H50V87L53 88L55 84H54V82H53V79H52ZM101 81H103V80H101ZM106 81H107V80H106ZM113 81H114V79H113ZM136 81L139 82V80H136ZM136 81H135L133 84L137 83ZM141 81H142V80H141ZM152 81H153V80H152ZM175 81H176V80H175ZM252 81H254V80H252ZM80 82H81V81H80ZM130 82H131V81H130ZM150 82H151V80H150ZM153 82H154V81H153ZM47 83H48V82H47ZM128 83H129V82H128ZM128 83H126V84H128ZM151 83H152V82H151ZM161 83H162V82H161ZM207 83H208V82H207ZM226 83H227V82H226ZM51 84H54V85H51ZM137 84L140 85V84H142V83L139 82V83H137ZM137 84H136V85H137ZM147 84H148V83H147ZM208 84H209V83H208ZM208 84H207V85H208ZM215 84H216V83H215ZM259 84H260V83H257V86H258ZM42 85H44V84L42 83ZM124 85H125V84H124ZM226 85H229V87H230V84H229V83H227ZM262 85H264V84H262ZM131 86L134 87V88H133L134 90H135V89L138 90L137 88H135V85H134V86L131 85ZM209 86H210V87H211V86L213 87L214 85H213V83H212V84L209 85ZM126 87H127V86H126ZM136 87H138V85H137ZM140 87H141V86H140ZM140 87H139V90H140ZM212 87H211V88H212ZM216 87H217V86H216ZM216 87L213 88L214 91H216ZM249 87H252V86H249ZM253 87H254V86H253ZM258 87H259V86H258ZM47 88H48V87H47ZM52 88H51V89H52ZM54 88L57 89L58 87L55 86ZM127 88H129V87H127ZM166 88H167V87H166ZM168 88H169V87H168ZM168 88H167V89H168ZM175 88H176V87H175ZM190 88H191V87H190ZM231 88H232V87H231ZM231 88H230V89H231ZM260 88H261V86H260ZM114 89H115V88H114ZM121 89H122V87H121ZM133 89H132V91H131V93L133 92L132 94H134V90H133ZM167 89H166V90H167ZM254 89H255V88H254ZM256 89H257V88H256ZM256 89H255V91H257ZM37 90H38V89H37ZM112 90H113V88H112ZM122 90H123V89H122ZM136 90H135V91H136ZM150 90H151V89H150ZM161 90H162V89H161ZM210 90H212V89H210ZM220 90H221V89H220ZM249 90H251V89H249ZM45 91H46V90H45ZM48 91H50V90L48 89L47 92H48ZM53 91H54V90H53ZM53 91H51V93H52ZM120 91H121V90H119V92H120ZM126 91H127V90H126ZM140 91H141V90H140ZM140 91H136V92H140ZM162 91H163V90H162ZM212 91H213V90H212ZM224 91H225V89H224ZM224 91H223V92H224ZM240 91H238V92H240ZM255 91H254V92H255ZM258 91H259V90H258ZM258 91H257V92H258ZM33 92H34V91H33ZM33 92H32V94H33ZM54 92H55V91H54ZM124 92H125V89H124ZM136 92H135V93H136ZM141 92H143V91H141ZM149 92H150V91H149ZM176 92H177V91H176ZM208 92H209V91H208ZM217 92L219 93V92H221V91H216L215 93H214V92H211V94L213 93V94L215 95ZM254 92H253V93H254ZM259 92H260V91H259ZM263 92H264V90H263ZM105 93L107 94V92H105ZM117 93H118V92H117ZM117 93H116V94H117ZM120 93L122 94V92H120ZM125 93H126V92H125ZM131 93L129 92V94H131ZM225 93H226V91H225ZM233 93H235V92L232 91L231 94H233ZM249 93H250V91H249ZM253 93H252V94H253ZM41 94H42V93H41ZM47 94L49 95V92H48ZM60 94H61V93H60ZM123 94H124V93H123ZM123 94H122V96L125 95V94H124V95H123ZM132 94H131V95H132ZM139 94H141V93H139ZM174 94H175V92H174ZM174 94H173V95H174ZM179 94H180V93H179ZM205 94H206V93H205ZM228 94H230V92H229ZM254 94H255V96H253V102H250V100L247 101V100H245L244 98L242 99V98H240L239 95H237V94H236V95L234 94V95H235L236 97H239V98H235V99H236L235 101H237V100L239 101V99H242V101L240 100V101L242 102V103H241V106L243 105L245 109H246V108H251V104H252V103H256V104H258L257 102H261V103H262V101H264V99H263V98H264V96H263L264 94H263V95H262V93H261V94H259V93H254ZM43 95H44V94H43ZM53 95H54V94H53ZM109 95H110V93H109ZM118 95H119V94H118ZM131 95H129V96H131ZM136 95H138V94H136ZM136 95L134 94V96H133V99H134V100L137 99V98L135 97ZM145 95H146V94H145ZM145 95H144V96H145ZM156 95H157V94H156ZM214 95H213V96H214ZM221 95H222V94H221ZM234 95H233V96H234ZM104 96H105V95H104ZM111 96H113V95L111 94ZM114 96H116V95H114ZM125 96H126V95H125ZM178 96H180V95H178ZM178 96H177V97H178ZM184 96H185V95H184ZM213 96H210V97L212 98ZM215 96H220V95H215ZM235 96H234V97H235ZM240 96H241V94H240ZM245 96H247V95L245 94ZM13 97H14V96H13ZM105 97H106V96H105ZM117 97L119 98V96H117ZM120 97H121V95H120ZM126 97H127V96H126ZM140 97L143 99L142 96H140ZM140 97H139V98H140ZM173 97H174V96H173ZM241 97H243V96H241ZM247 97H248V96H247ZM259 97H260V98H259ZM81 98H83V97H81ZM98 98H99V97H98ZM107 98H108V97H107ZM107 98H106V100L108 101ZM131 98H132V96H131ZM148 98H149V97H148ZM153 98H155V99L157 100V98H159V97H157V98H156V97H153ZM153 98H151V99H153ZM162 98H163V99H166V98H164L163 96H162ZM219 98L221 99L222 97L220 96ZM231 98H232V97H231ZM261 98H262V101L260 100ZM85 99H86V98H85ZM91 99H92V97H91ZM101 99H102V98H101ZM116 99H117V98L113 99L114 101L112 100V102H115ZM119 99H120V98H119ZM121 99H122V98H121ZM121 99H120V101H121L120 103L122 104V100H121ZM124 99H126V98H124ZM145 99H146V96H145ZM155 99H154L153 101L156 102ZM159 99L161 100V97H160ZM174 99H175V98H174ZM179 99H181V96H180L179 98H177V100H179ZM216 99H217V98H216ZM81 100H82V99H81ZM88 100H89V99H88ZM88 100H87V101H88ZM127 100H128V97H127ZM127 100H126V102H124L125 105H127ZM137 100H138V99H137ZM172 100H173V98H172ZM181 100H182V99H181ZM210 100H211V99H210ZM222 100H224V99L222 98ZM232 100H234V99H232ZM71 101H72V100H71ZM118 101H119V100H118ZM138 101H139V100H138ZM138 101H136V102H138ZM148 101H149V100H148ZM163 101H164V100H162V104H163V106L167 107L166 105H164ZM215 101H216V100H215ZM217 101H218V100H217ZM240 101H239L238 103H240ZM101 102H102V100H101ZM103 102H104V101H103ZM128 102H129V105H130V104H131L130 101H128ZM142 102H143V101H142ZM142 102H141V103H142ZM144 102H145V101H144ZM166 102H167V101H166ZM168 102H169V101H168ZM174 102H175V101H174ZM212 102H213V101H212ZM212 102H211V103H212ZM219 102H220V101H219ZM219 102H218V103H219ZM109 103H111V102H109ZM117 103H118V102H117ZM141 103H140V104H141ZM158 103H160L159 100H158ZM211 103H210V104H211ZM213 103L215 104V102H213ZM213 103H212V105H213ZM216 103H217V102H216ZM238 103H237V104H238ZM70 104H71V103H70ZM83 104H84V103H83ZM94 104H95V103H94ZM99 104H100V103H99ZM99 104H98V105H99ZM105 104H106V103H105ZM112 104H113V103H112ZM112 104H111V106H112L111 108H113V105H115V104H113V105H112ZM143 104H144V103H143ZM150 104H151V103H150ZM150 104H149V105H150ZM178 104H179V103H178ZM227 104H229V103H227ZM230 104H232V106H230ZM230 104L228 105V107H231V108L233 109V103H230ZM237 104H236V106H237ZM19 105H20V103H19ZM85 105H86V104H85ZM131 105H132V104H131ZM159 105H161V104H159ZM218 105H219V104H218ZM222 105L224 106L223 103H222ZM262 105H263V104H262ZM20 106H21V105H20ZM86 106H87V105H86ZM99 106H100V105H99ZM119 106H120V105H119ZM133 106H134V103H133ZM139 106H140V105H139ZM143 106H145V105H143ZM156 106H157V105H155V107H156ZM182 106H183V105H182ZM215 106H216V105H215ZM220 106H221V105H220ZM256 106H257V105H256ZM256 106H253V107H256ZM56 107H57V106H56ZM61 107H62V106H61ZM71 107H72V106H71ZM115 107H117V105H116ZM130 107H131V106H130ZM153 107H154V106H153ZM161 107H162V106H161ZM165 107H163V108H165ZM169 107H172V106H169ZM212 107H213V106H212ZM212 107H211V108H212ZM237 107H238V106H237ZM259 107H261V105H260ZM259 107H257V108H259ZM86 108H87V107H86ZM101 108H103L102 105H101ZM107 108H109V109H107ZM111 108H110V106H109V107L107 106V107L105 108L106 110H103L104 113H103L102 115H103V116H106V118H107V117H108V116H107V113H108V111H109V113H110V109H111ZM119 108L121 109V108H123V106H120ZM131 108H133V107H131ZM145 108H147V107H145ZM163 108H161V109H163ZM167 108H168V107H167ZM214 108H215V107H214ZM214 108H213V110H214ZM244 108H240V109L243 110ZM20 109H21V108H20ZM120 109H119V110H120ZM165 109H166V108H165ZM218 109H220V108H218ZM245 109H244V110H245ZM260 109H261V108H260ZM263 109H264V108H263ZM263 109H262V110H263ZM14 110H15V109H14ZM61 110H62V109H61ZM122 110H123V109H122ZM122 110H121V111H122ZM132 110H133V109H132ZM135 110H136V108H135L133 111L130 110V112H129L128 110H126V113H127V112H128V113H131V112H135V113H137ZM137 110H138V109H137ZM142 110H143V109H142ZM154 110H155V109H153V110H151V111H154ZM158 110H160V109H158ZM158 110H155V111H158ZM171 110H172V109H171ZM202 110H203V109H202ZM216 110H217V109H216ZM248 110H249V109H248ZM248 110H247V111L245 110V112L248 113ZM250 110H251V109H250ZM250 110H249V111H250ZM101 111H102V110H101ZM112 111L114 112L113 114H116V112H117V110L114 111V109H113ZM167 111H169V108L167 109ZM167 111H165V112L168 113ZM203 111H204V110H203ZM228 111H229V110H228ZM254 111H255V110H254ZM260 111H261V110H260ZM84 112H85V111H84ZM93 112H94V111H93ZM163 112H164V111H163ZM165 112H164V113H165ZM169 112H170V111H169ZM213 112H214V111H213ZM225 112H227V111H225ZM250 112H251V111H250ZM252 112H253V111H252ZM257 112H258V113H261V112H259V110H257ZM147 113H148V112H147ZM150 113H151V112H150ZM150 113H149V115H150ZM152 113L154 114V112H152ZM164 113H163V114H164ZM174 113H175V112H174ZM238 113H239V111H238ZM242 113L244 114V112H242ZM242 113L240 112L239 114H242ZM258 113H255V114H258ZM263 113H264V112H263ZM104 114H105V115H104ZM111 114H112V113H111ZM118 114H119V112H117V115H114L115 118H118ZM124 114H125V113H124ZM124 114H123V116H124ZM131 114H132L131 116L135 117V116L133 115V113H131ZM137 114L141 116V114H139V113H137ZM160 114H161V113H160ZM160 114H159V115H160ZM175 114H176V113H175ZM239 114H237V115H239ZM245 114H246V113H245ZM248 114H249V113H248ZM80 115H82V114H80ZM80 115H79V116H80ZM165 115H166V114H165ZM169 115H171V114L169 113ZM182 115H183V114H182ZM212 115H213V114H212ZM217 115H218V114H217ZM237 115H235V116H237ZM252 115H254V114H252ZM119 116H121V115H119ZM126 116H127V115H126ZM140 116H139V117H140ZM235 116H233V117H235ZM240 116H241V115H240ZM242 116L244 117V115H242ZM242 116H241V117H242ZM258 116H259V114H258ZM258 116H257V117H258ZM6 117H8V116H6ZM121 117H122V116H121ZM141 117H142V116H141ZM152 117L155 118V115L152 116ZM165 117H167V116H164L163 118H165ZM168 117H171V116H168ZM173 117H174V116H173ZM205 117H206V115H205ZM220 117H221V116H220ZM225 117H226V116H225ZM247 117H248V116H247ZM249 117H250V114H249ZM249 117H248V118H249ZM254 117H255V116H254ZM254 117H253V118H254ZM262 117H263L262 119H264V115H263V114H262ZM119 118H120V117H119ZM157 118L159 119V117H157ZM248 118H247V119H248ZM251 118H252V117H251ZM186 119H187V118H186ZM216 119H218V118H216ZM221 119H222V118H221ZM229 119H231V118L229 117ZM235 119H236V118H235ZM238 119H239V117H238ZM254 119H255V118H254ZM254 119H251V121L254 120ZM89 120H90V118H89ZM102 120L104 121V119H102ZM105 120L108 121L107 119H105ZM109 120H110V118H109ZM119 120H120V119H119ZM121 120H122V118H121ZM130 120H131V122H133V121H132L133 119H130ZM143 120H144V119H143ZM143 120H142V121H143ZM151 120H152V119H151ZM164 120H165V119H164ZM167 120H169V118H167ZM173 120H175V117H174ZM180 120H181V119H180ZM224 120H226V119H224ZM224 120L221 121V122H219V123H221V124H222V122L224 123V122H225ZM248 120H249V119H248ZM76 121H77V120H76ZM76 121H75V123H76ZM99 121H100V120H99ZM106 121H104V123L101 121V123L104 125ZM112 121H113V120H112ZM135 121H136V120H135ZM171 121H172V120H171ZM175 121H176V120H175ZM175 121H174V122H175ZM194 121H195V120H194ZM211 121L214 122V120H211ZM226 121H227V120H226ZM230 121H231V120H229V122H230ZM233 121H235V120L233 119ZM239 121H240V123H241V127H242L241 129L243 130V131H241V132H240L239 130H237V132L239 131V135L242 133L243 136L245 137V139H246V138L250 139L249 137H252V135L255 136V140H254V146H255V148H254V150H252V149H253L252 147H249V148L253 151L254 155H253V153H252V154L250 153L249 160H250V162H251V161H252V162H256V163H258L259 165H261V162L259 163V161L257 160V159H258V158H257V157H258L257 154L260 153V151H261V146L264 145V133H261L262 131H260L261 134H260V133H259V134L256 133V132H258V130L256 129L257 131H255V126L253 127V125L250 124V122L246 123L247 120H246V122L244 121L243 126H242V122H241L242 120H239ZM256 121H257V120H256ZM258 121H259V120H258ZM113 122H114V121H113ZM113 122H112V123H113ZM115 122H116V121H115ZM115 122H114V123H115ZM117 122H118V121H117ZM120 122H121V121H120ZM120 122H119V123H120ZM122 122H123V121H122ZM131 122H130V123H131ZM168 122H169V121H168ZM172 122H173V121H172ZM174 122H173V123H174ZM177 122H178V121H177ZM235 122H236V121H235ZM260 122H261V121H260ZM84 123H85V122H84ZM162 123H164V122L162 121ZM165 123H167V122H165ZM165 123H164V126H166ZM210 123H211V122H210ZM210 123H209V124H210ZM219 123H217V124H219ZM240 123H239V124H240ZM102 124H100V125L103 127ZM106 124H107V122H106ZM106 124H105V125H106ZM108 124H110V126L112 125L111 123H108ZM168 124H169V123H168ZM174 124H176L179 128H180V126H181V125L179 126L178 123H174ZM214 124H215V122H214L212 125H214ZM225 124H226V123H225ZM236 124L239 125L238 122H237ZM256 124L259 125L258 123H256ZM73 125H74V124H73ZM94 125H95V124H94ZM105 125H104V126H105ZM129 125H130V124L128 123V127H132V126H129ZM237 125H236V126H237ZM251 125H252V126H251ZM65 126H66V124H65ZM95 126H96V125H95ZM107 126H108L107 128L110 127L109 125H107ZM112 126H113V125H112ZM142 126H143V125H142ZM173 126H174V125H173ZM200 126H202V125L200 124ZM221 126H222V125H221ZM223 126H224V125H223ZM223 126H222V127H223ZM125 127H126V125H125ZM170 127L173 128V127L171 126V124H170ZM174 127H175V126H174ZM212 127H213V126H212ZM212 127H211V128H212ZM219 127H220V126H219ZM238 127H239V126H238ZM68 128H72V127H70V125H69ZM88 128H89V127H88ZM88 128H87V129H88ZM95 128H96V127H95ZM99 128H101V127H99ZM126 128H127V127H126ZM126 128H125V129H126ZM164 128H165V127H164ZM167 128H168V127H167ZM175 128H176V127H175ZM175 128H173V129H175ZM181 128H182V126H181ZM208 128H209V127H208ZM220 128H221V127H220ZM223 128H224V127H223ZM223 128L221 129V131L223 130ZM227 128H228V127H227ZM101 129H102V128H101ZM110 129H112V127H110ZM125 129H122V130L125 131ZM127 129H128V128H127ZM129 129H130V128H129ZM177 129H178V128H176V130H177ZM186 129H187V128H186ZM212 129H213V128H212ZM228 129H229V128H228ZM241 129H240V130H241ZM260 129H261V128H260ZM65 130H67V133H69L68 131H70V130L67 129V126H66ZM130 130H131V129H130ZM176 130H175V131H176ZM179 130H181V129H179ZM183 130H184V128H183ZM225 130H226V128H225ZM76 131H77V130H76ZM76 131H75V132H76ZM79 131H80V130H79ZM83 131H84V130H83ZM88 131H89V130H88ZM100 131H101V130H100ZM124 131H122V132H124ZM137 131H138V130H137ZM188 131L190 132L189 129H188ZM209 131H210V130H209ZM209 131H208V132H209ZM214 131H215V130H214ZM214 131H213V132H214ZM216 131H217V130H216ZM233 131L236 132V130H234V129H233ZM103 132H104V131H103ZM127 132H128V130H127ZM163 132H164V131H163ZM171 132H172V131H171ZM179 132H181V131H179ZM179 132H178V130H177V131L174 132V133H175V134H178ZM182 132H183V131H182ZM184 132H185V130H184ZM186 132H187V131H186ZM213 132H212V133H213ZM226 132H228V131H226ZM226 132H225V134H226ZM235 132H232L231 134H233V133H235ZM243 132H244V133H243ZM49 133H51V132H49ZM49 133H48V134H49ZM94 133H95V132H94ZM124 133H125V132H124ZM145 133H146V132H145ZM168 133H169V132H168ZM199 133H200V132H199ZM9 134H10V133H9ZM58 134H59V133H58ZM63 134H64V133H63ZM70 134H71V133H70ZM81 134H82V133H81ZM85 134H86V133H85ZM91 134H92V133H91ZM103 134H104V133H103ZM105 134H106V133H105ZM105 134H104V135H105ZM121 134H123V133H121ZM133 134H135V133H133ZM141 134H142V133H141ZM146 134H147V133H146ZM161 134H162V133H161ZM170 134H171V133H170ZM190 134H191V132H190ZM209 134H210V132H209ZM222 134H223V133H222ZM222 134H217V135H222ZM231 134H230V135H231ZM236 134H237V133H236ZM53 135H54V134H53ZM53 135L51 134L50 139H53L52 141H55V139H54V136H55V135H54V136H53ZM100 135H101V134H100ZM113 135H114V134H113ZM113 135H112V136H113ZM187 135H189V134H187ZM259 135H261V136H259ZM52 136H53V138H52ZM61 136H62V135H61ZM61 136H60V137H61ZM68 136H69V135H68ZM78 136H79V135H78ZM124 136H125V134H124ZM127 136H128V135H127ZM169 136H170V135H169ZM171 136H174V135H171ZM177 136H178V135H177ZM189 136H190V135H189ZM224 136H225V135H224ZM57 137H58V136H57ZM84 137H85V136H84ZM84 137H83V138H84ZM122 137H123V136H122ZM136 137H137V136H136ZM175 137H176V135L174 136V138H175ZM192 137H193V136H192ZM210 137H211V139H212V135H211V134H210ZM213 137H214V136H213ZM216 137H217V136H215V138H216ZM222 137H223V135H222ZM235 137H236V136H235ZM235 137H234V135H233V138H235ZM239 137H240V136H239ZM244 137H243V138H244ZM46 138H48V135H46ZM58 138H59V137H58ZM77 138H78V137H77ZM123 138L125 139V137H123ZM174 138H173V139H174ZM176 138H178V137H176ZM176 138H175V139H176ZM199 138H200V137H199ZM215 138H214V139H215ZM228 138H230V137L228 136V137H227V140H229ZM48 139H49V138H48ZM59 139H60V138H59ZM67 139H68V138H67ZM74 139H76V138H74ZM78 139H80V138H78ZM78 139H77V140H78ZM105 139H106V137H105ZM107 139H108V138H107ZM148 139H149V138H148ZM169 139H170V138H169ZM216 139H217V138H216ZM241 139H242V138H241ZM85 140H86V142H87V139H86V138H85ZM217 140H218V139H217ZM223 140H224V139H223ZM231 140H232V138H230L229 141H231ZM234 140H235V142H237L236 140H239V138H238V139H233V141H234ZM252 140H253V139H252ZM48 141H49V140H48ZM97 141H98V140H97ZM100 141H101V140H100ZM173 141H174V140H173ZM176 141H178V140H175V142H176ZM233 141H232V142H233ZM245 141H246V140H245ZM245 141H244V142H245ZM50 142H51V141H49V143H50ZM58 142H59V141H58ZM79 142H80V140H79ZM89 142H90V141H89ZM98 142H99V141H98ZM113 142H114V140H113ZM113 142H112V144H113ZM115 142H116V141H115ZM194 142H195V141H194ZM213 142H214V141H213ZM213 142H212V143H213ZM217 142H218V141H217ZM235 142H233V143H235ZM239 142H240V141H239ZM249 142H250V141H249ZM252 142H253V141H252ZM54 143H55V142H54ZM60 143H61V142H60ZM91 143H92V142H91ZM91 143H90V146H91ZM104 143H105V142H104ZM109 143H110V145H112L111 142H109ZM179 143H180V142H179ZM179 143H178V144H179ZM196 143H197V142H196ZM229 143H230V142H229ZM233 143H232V144H233ZM246 143H247V142H246ZM40 144H41V143H40ZM51 144H52V143H51ZM56 144H57V143H56ZM86 144H87V143H86ZM101 144H102V143H101ZM173 144H174V143H173ZM175 144H176V143H175ZM183 144H185V146L188 147V146H187L188 143L186 144V143L183 142ZM204 144H206V143H204ZM238 144H239V143H238ZM251 144H252V143H250V145H251ZM52 145H54V144H52ZM59 145H60V144H59ZM65 145H66V144H65ZM79 145H80V144H79ZM82 145L85 147V145L83 144V142H82ZM82 145H81V146H82ZM110 145H109V146H110ZM113 145H114V144H113ZM117 145H118V144H117ZM133 145H134V144H133ZM138 145H139V144H138ZM156 145H158V144H156ZM161 145H162V144H161ZM161 145H160V146H161ZM224 145H226V144H224ZM224 145H222L223 148H224ZM227 145H228V142H227ZM233 145H234V144H233ZM245 145H247V144H245ZM250 145H249V146H250ZM46 146H48V145L46 144ZM81 146H80V147H81ZM109 146H108V147H109ZM114 146H115V145H114ZM119 146H120V145H119ZM119 146H118V148H117V146H115V147L117 148L118 151L121 152V154H120V153L117 151L120 155H122V156H123V155H126V154L129 155V153L126 151V149H124L125 147L122 148V149H124V150L122 151V149H120ZM121 146H122V145H121ZM175 146H176V145H175ZM179 146L181 147L182 145H181V144H180V145H177V147H179ZM217 146H218V145H217ZM234 146H235V145H234ZM56 147H57V146H56ZM88 147H89V145H87L86 148H88ZM131 147H132V146H131ZM135 147H137V146H135ZM177 147H176V149L179 150L180 148L178 149ZM212 147H213V145H212ZM228 147H229V145H228ZM228 147H227V149H228ZM238 147H239V146H238ZM263 147H264V146H263ZM57 148H58V147H57ZM97 148H98V147H97ZM110 148H112V147L110 146ZM141 148H142V147H141ZM182 148H184V147H182ZM198 148H199V147H198ZM198 148H197V149H198ZM214 148H215V146H214ZM233 148H234V147H232V149H233ZM84 149H85V148H84ZM89 149H90V147H89ZM136 149H137V148H136ZM142 149H143V148H142ZM159 149H160V148H159ZM170 149H171V148H170ZM217 149H218V148H217ZM247 149H248V148H247ZM78 150H79V149H78ZM91 150H92V148H91ZM110 150H111V149H110ZM114 150H115V148H114ZM114 150H113V152L115 153ZM131 150H132V149H131ZM138 150H139V149H137V152L140 151V150H139V151H138ZM157 150H158V149H157ZM157 150H156V151H157ZM199 150H200V148H199ZM228 150H229V149H228ZM34 151H35V150H34ZM57 151H58V150H57ZM57 151H56V152H57ZM64 151H65V150H63L62 152L64 153ZM83 151H84V150H83ZM88 151H89V150H88ZM125 151L127 152L126 154L124 153ZM141 151H142V150H141ZM141 151H140V152H141ZM252 151H251V152H252ZM59 152H60V151H59ZM59 152H58V153H59ZM62 152H61V153H62ZM65 152H66V151H65ZM129 152H130V150H129ZM140 152H139V153H140ZM142 152H143V151H142ZM142 152H141V153H142ZM224 152H226V151H223L222 153H224ZM234 152H237V151H234ZM247 152H249V151H247ZM1 153H2V152H1ZM53 153H54V152H53ZM58 153H57V154H58ZM77 153H78V152H77ZM77 153H76V155H77ZM139 153H138V155H139ZM154 153H155V152H154ZM192 153H193V152H192ZM196 153H197V152H196ZM217 153H218V152H217ZM226 153H227V152H226ZM231 153H232V152H231ZM231 153H230V154H231ZM9 154H10V153H9ZM20 154L23 155V154L21 153V151H20ZM115 154H117V153H115ZM198 154H199V153H198ZM212 154H213V153H212ZM212 154H211V155H212ZM236 154H239V153L237 152ZM243 154H244V153H243ZM246 154H247V153H246ZM260 154H261V153H260ZM263 154H264V153H263ZM263 154H261L260 156H262ZM1 155H2V154H1ZM5 155H6V154H5ZM16 155H17V154H16ZM16 155H15V156H16ZM62 155H63V154H62ZM62 155H59V156L61 157ZM67 155H68V154H67ZM70 155H72V154H70ZM92 155H93V154H92ZM130 155H131V152H130ZM140 155H141V154H140ZM179 155H180V154H179ZM179 155H178V156H179ZM201 155H202V153L200 154V156H201ZM227 155H229V154L227 153ZM227 155H226V156H227ZM232 155L234 156L235 154H232ZM9 156H11V155H9ZM54 156L57 157L58 155H54ZM64 156H66V155H64ZM68 156H69V155H68ZM73 156H75V155H73ZM117 156H119V155L117 154ZM132 156H133V154H132ZM168 156H169V155H168ZM168 156H167V157H168ZM193 156H194V155H193ZM193 156H192V158H195V156H194V157H193ZM196 156H197V154H196ZM202 156H203V155H202ZM215 156H216V155H215ZM221 156H223V155H221ZM221 156H220L219 158L222 159ZM241 156H242V155H241ZM241 156H240V158H241ZM248 156H249V155H248ZM2 157H4V156L2 155ZM52 157H53V155H52ZM76 157H77V156H76ZM124 157L126 158L127 156H123V158H124ZM139 157H140V156H139ZM152 157L155 158V155L152 156ZM198 157H199V156H197V158H198ZM217 157H218V156H217ZM230 157H231V156H229V158H230ZM66 158H67V157H66ZM120 158H121V157H120ZM128 158H129V156H128ZM130 158H132V157H130ZM130 158H129V159H130ZM154 158H153V159H154ZM156 158H157V153H156ZM158 158H160V157H158ZM207 158H209V157H207ZM211 158H212V157H211ZM238 158H239V157H238ZM3 159H4V158H3ZM53 159H54V158H53ZM67 159H68V158H67ZM83 159H84V158H83ZM139 159H140V158H139ZM153 159H151L152 162H153ZM164 159H165V157H164ZM199 159H200V158H199ZM202 159H203V158H202ZM212 159H213V158H212ZM236 159H237V158H236ZM259 159L262 160V157L259 158ZM263 159H264V158H263ZM4 160H5V159H4ZM71 160H72V159H71ZM73 160H74V159H73ZM77 160H79V159H77ZM86 160H87V159H86ZM131 160H132V159H131ZM149 160H150V158H149ZM149 160H148V161H149ZM154 160H155V159H154ZM192 160H193V159H192ZM246 160H247V158H246ZM246 160H245V161H246ZM249 160H248V162H249ZM30 161H31V160H30ZM79 161H80V160H79ZM81 161H82V159H81ZM151 161H149V162H151ZM181 161H182V160H181ZM195 161H196V159H195ZM195 161H194V162H195ZM199 161L201 162V160H199ZM203 161H205V160H203ZM213 161H214V160H213ZM227 161H228V160H227ZM239 161H240V160H239ZM8 162H9V161H8ZM17 162H18V161H17ZM22 162L24 163L23 160H22ZM74 162H75V160H74ZM76 162H77V161H76ZM76 162H75L74 164H76ZM139 162H140V161H139ZM152 162H151V163H152ZM191 162L193 163V161H190V163H191ZM197 162H198V161H197ZM207 162L209 163V161H207ZM224 162L226 163V161H224ZM231 162H232V161H230V163H231ZM233 162H234V161H233ZM241 162H242V161H241ZM248 162H247V163H248ZM262 162H263V161H262ZM23 163H22V165L19 166V164H21V163L18 162V164L16 165V162H15V165H12V166H13V167H12L13 172H14V173H17V172H18V173H19L21 170H23V169H21V168H23V166H24ZM112 163H113V162H112ZM151 163H150V164H151ZM154 163L156 164L157 161L154 162ZM171 163H173V162H171ZM183 163H184V162H183ZM201 163H202V162H201ZM225 163H222V166H220V167H221L220 170L217 168L218 166L216 167V168H217L216 170H214V168H213V176H212L210 179H209V177L207 176V177H208V180H206V181H201V180H203V179H201V178L199 177L200 174H199V176H197V174H196V172H198V173L201 172V171L199 170L200 167H198V168L196 167V168L198 169V171H197V169H196V172H195L194 170H193L194 172H193V171H188V177H186V175H185V176L183 177V179H184V178H186V179H185V180H182V179H181V180H180L181 183H177V181L174 182V180H173L172 186H173V184H174L173 187L178 188L177 190H178V192H179V193H178V192H173V193H174V194H178L179 196H180V194H181V197H183V199H184V197L186 196V195H185V192H186L187 190H188V191H191V192L193 191V193H190V195H193L194 198L191 197L190 195H188V196H189L190 198H193V201H195L196 206H198V205H199V207L201 206L200 208H202L201 211L204 212L203 214L206 215V213H210V216H209V214H208V215H207V218H208V216L211 217V214H213V215H212V216H213V219H215V218H219L218 215H219L220 210L223 208L222 206H223V205H226V203H227V202H226L225 204L223 203L224 200H225V198H226V192H225V191H227V194L229 193V194L227 195V199H226V200L229 201V202H230V205H231V206H230V205L228 204V205L231 207L230 212L232 213V214H231V213L229 214V212H227V214H228L229 216H231V215L233 216V214H234V215H238V216L240 215V217L242 216V217H241V221H242V218H243V221H244V219H245L244 217L255 216V218H256V216H260V217L264 216V202H262V199H259V201L257 200V199L260 198V197H261V198H262V197L264 198V170H263V167L260 166V167L262 168V172L260 173V171L258 170V167L256 166V167H257V173H256V174H253L252 177L249 175V176L251 177V178H250V177H249V178L252 179V180H255L256 183H257V186H256L257 189H256V191L259 190V193H257V192H255V191L253 190V186L251 185L252 181H251V183H250V182H249V179L245 176V175H248V174H245V175H242V174H235V173H234V170L236 171L237 168L234 169V170H232V168H229L230 166L228 167L227 164H225ZM230 163H229V165H231ZM237 163H239V162L237 161L236 164H237ZM242 163H243V162H242ZM26 164H27V163H26ZM79 164H82V163H78V165H79ZM85 164H86V163H85ZM110 164H111V163H110ZM116 164H117V163H116ZM131 164H132V163H131ZM141 164H142V163H141ZM143 164H145V163H143ZM146 164L148 165L147 162H146ZM162 164H164V165H162V166H165V167L168 165V163H167V165H165L164 162H162ZM194 164H195V163H194ZM198 164H199V162H198ZM215 164H217V163H215ZM233 164H235V163H233ZM245 164H246V163H245ZM86 165H87V164H86ZM92 165H93V164H92ZM124 165H125V164H124ZM124 165H123V166H124ZM177 165H178V164H177ZM191 165H193V164H191ZM201 165H203V163H202ZM201 165H200V166H201ZM218 165H219V163H218ZM21 166H22V167H21ZM71 166H72V165H71ZM76 166H77V165H76ZM79 166H80V165H79ZM82 166H83V164H82ZM82 166H81V168H82ZM148 166H149V165H148ZM148 166H147V168H148ZM150 166H152V164H151ZM150 166H149V167H150ZM160 166H161V164H160ZM160 166H159V167H160ZM168 166H170V163H169ZM210 166H211V165H210ZM213 166H214V164H213ZM215 166H216V165H215ZM215 166H214V167H215ZM250 166H251V165H250ZM20 167H21V168H20ZM72 167H73V166H72ZM142 167H143V169H144V166H143V165H142ZM156 167H157V165H156ZM171 167H172V166H171ZM171 167H170V168L167 167V169H168V170H170V169L172 170L173 167H172V168H171ZM184 167H185L184 169L187 170V166H184ZM208 167H209V166H208ZM254 167H255V166H254ZM254 167H253V168H254ZM19 168H20V170H19ZM26 168H27V167H26ZM132 168H133V167H132ZM139 168H141V167L139 166ZM145 168H146V166H145ZM160 168H162V167H160ZM178 168H179V167H178ZM83 169H84V168H83ZM126 169H127V168H126ZM133 169H134V168H133ZM133 169H132V170H133ZM149 169H150V168H149ZM156 169H158V167H157ZM162 169H163V168H162ZM162 169H161V171H162ZM175 169H176V168H175ZM175 169H173V170H174V171L179 170V169H176V170H175ZM180 169H182L181 166H180ZM188 169H189V168H188ZM211 169H212V168H211ZM254 169H255V168H254ZM127 170H128V169H127ZM139 170H140V169H139ZM141 170H142V168H141ZM141 170H140V171H141ZM173 170H172V171H173ZM186 170H185V172H186ZM245 170H248V169L246 168ZM245 170H244V171H245ZM252 170H253V169H252ZM82 171H83V170H82ZM133 171H134V170H133ZM135 171H136V170H135ZM140 171L138 172V174L140 173ZM150 171H151V169H150ZM155 171H156V170H155ZM157 171H158V173H159L160 170H157ZM174 171H173V172H174ZM183 171H184V170H183ZM112 172H113V171H112ZM130 172H131V171H130ZM176 172H177V171H176ZM249 172H251V171H249ZM252 172H253V171H252ZM255 172H256V171H255ZM18 173H17V175H19ZM42 173H43V172H42ZM95 173H96V172H95ZM126 173H127V172H126ZM133 173H134V172H133ZM149 173H150V172H148L149 180L151 181V178H152V175H153V173H154V170H153L152 174H149ZM158 173H156V176H157ZM161 173H162V172H160V174H161ZM167 173L170 174V172H167ZM174 173H175V172H174ZM181 173H184V172H182V170H181ZM244 173H245V172H244ZM128 174H129V173H128ZM135 174H137V173L135 172ZM142 174H144V173H142ZM171 174H172V172H171ZM210 174H211V173H210ZM230 174H231V176H230ZM8 175H9V174H8ZM10 175H11V174H10ZM90 175H92V174H90ZM93 175H94V173H93ZM154 175H155V174H154ZM165 175H167V177H168V174H165ZM182 175H183V174H182ZM156 176H155V177H156ZM160 176H161V175H160ZM172 176H173V178L175 177V175H172ZM176 176H177V179H179L177 173H176ZM38 177H39V175H38ZM137 177H139V176L137 175ZM143 177H144V176H143ZM143 177H142V179H143ZM145 177H146V174H145ZM155 177H154V178H155ZM169 177H170V176H169ZM197 177H199V179H198ZM202 177H204V176H202ZM207 177H205V178L207 179ZM21 178H22V177H21ZM21 178H20V179H21ZM94 178H95V177H94ZM135 178H136V177H135ZM135 178H134V179H135ZM139 178H140V177H139ZM157 178H158V177H156V181L159 182L161 177H160L158 180H157ZM164 178H165V177H164ZM180 178H182V177L180 176ZM97 179H98V178H97ZM145 179H147V178H144L143 181H146ZM161 179H163V177H162ZM169 179H171V177H170ZM169 179H168V180H169ZM175 179H176V178H175ZM177 179H176V180H177ZM22 180H23V178H22ZM77 180H78V179H77ZM135 180H138V178L135 179ZM139 180H140V179H139ZM91 181H92V180H91ZM141 181H142V180H141ZM143 181H142V183H140L141 185L143 184ZM147 181H148V179H147ZM162 181H164V180H162ZM162 181H160V182H162ZM170 181H172V179H171ZM255 181H254V183H255ZM71 182H72V181H71ZM73 182H74V181H73ZM137 182H140V181H137ZM137 182H136V183H137ZM157 182H156V183H157ZM160 182L158 183V184H159V185H158L159 187L162 185ZM176 183L178 184V187L175 185ZM256 183H255V184H256ZM13 184H14V183H13ZM137 184H138V183H137ZM137 184H136V185H137ZM252 184H253V183H252ZM66 186H67V185H66ZM117 186H118V185H117ZM132 186H133V185H132ZM134 186H135V185H134ZM137 186H138V185H137ZM152 186L154 187L153 184L151 185V187H152ZM162 186H163V185H162ZM138 187H139L140 189H142L141 186H138ZM153 187L151 188L152 190L155 189V188L153 189ZM155 187H156V186H155ZM165 187H166V186H165ZM256 187H255V188H256ZM35 188H36V187H35ZM144 188H145V187H144ZM144 188H143V189H144ZM32 189H33V188H32ZM76 189H77V188H76ZM131 189H132V188H131ZM145 189H146V190H149V188H148V189L145 188ZM159 189H160V188H159ZM162 189H163V188H162ZM152 190H151V191H152ZM156 190H157V189H156ZM185 190H186V191H185ZM8 191H9V190H8ZM50 191H52V190H50ZM154 191H155V190H154ZM158 191H159V190H158ZM162 191H163V190H162ZM169 191L171 192V190H169ZM172 191H174V190H172ZM175 191H176V190H175ZM222 191H223V192H222ZM253 191H254V192H253ZM164 192H167V191H165V189H164ZM164 192H163V193H164ZM194 192L196 193L195 195H194ZM197 192H198V193H197ZM1 193H2V192H1ZM145 193H146V192H145ZM148 193H149V192H148ZM163 193H160V194L163 195ZM167 193H169V192H167ZM224 193H225V194H224ZM256 193H257V194H256ZM60 194H61V193H60ZM153 194H155V193H153ZM160 194H158V195H160ZM164 194H165V193H164ZM170 194H171V193H170ZM170 194H167V195H170ZM188 194H189V193H188ZM234 194H235L236 196H235ZM238 194H239L240 196L242 195V197H243V198H242V197H240V198H242V199L245 198V199L243 200V202H242V200L240 201V202H242V203H239V201H233V202H232L231 200H235V199H233L231 196H234V198H235V197L237 198ZM52 195H53V194H52ZM54 195H55V194H54ZM61 195H62V194H61ZM140 195L144 196V193L142 192ZM147 195H148V194H147ZM147 195L145 194V196H147ZM172 195H173V194H171V196H172ZM229 195H231V196H229ZM248 195H249V197H247ZM55 196H56V195H55ZM116 196H117V195H116ZM148 196L150 197L151 194L148 195ZM148 196H147V197H148ZM153 196H154V195H153ZM52 197H53V196H52ZM149 197H148V198H149ZM155 197H156V194H155ZM158 197H160V198H158ZM172 197H173V196H172ZM174 197H177V195H175ZM224 197H225V198H224ZM229 197L232 198V199H230ZM60 198H61V197H60ZM144 198H146V197H144ZM144 198H143V199H144ZM150 198H152V196H151ZM157 198L160 200V199H161V196H157ZM168 198H169V197L167 196V199H166V200H168ZM152 199H153V198H152ZM152 199H151V201H150L151 203L153 202ZM173 199H175V198H173ZM178 199H179V201H178ZM181 199H182V198H181ZM185 199H187V201L185 202V200H184V202L182 203V205H183V204L185 205V203H186V205H187V202H189V199H188L187 196H186ZM204 199H205V201H206L207 203H206V205H204L205 203L203 202V205H204V206H202L201 203H200V201H201V200H204ZM38 200H39V199H38ZM106 200L108 201V199H106ZM149 200H150V199H148L147 201H146V200H142V203H145V204H146L147 202H149ZM154 200H155V199H154ZM159 200H157L156 202H158ZM166 200H165V201H166ZM170 200H171V199H169V202H170ZM176 200H177L179 203H180V201H183V200H180V198H178V197H177ZM236 200H238V198H237ZM252 200L255 201V202L252 203ZM256 200H257V201H256ZM165 201H163V202H165ZM174 201H175V200H174ZM41 202H42V201H41ZM48 202H49V201H48ZM60 202H61V201H60ZM69 202H70V201H69ZM156 202L154 201V203H152V204L149 203V206H148V205H145V204H144V205H145L147 208L150 207V208H149V211H152V210L154 209V212H155V211H156V210H155V209H156V206H155L154 208H153L152 206H153ZM171 202H172V201H171ZM250 202L252 203V205H249V204H251ZM257 202L259 203V205H261V207L258 205ZM27 203H28V202H27ZM173 203H177V202H173ZM190 203H192V202H189V207H192V208H193V207H194V206H192L193 204H190ZM193 203H194V202H193ZM195 203H194V204H195ZM222 203H223V204H222ZM41 204H42V203H41ZM63 204H65V203L63 202ZM80 204H81V203H80ZM112 204H113V203H112ZM112 204H111V205H112ZM115 204H116V203H115ZM115 204H114V205H115ZM147 204H148V203H147ZM171 204H172V203H171ZM171 204L169 203V206H171ZM197 204H198V205H197ZM254 204H255V206H253ZM61 205H62V203H61ZM81 205H82V204H81ZM138 205H141V204H138ZM144 205H143V206H144ZM150 205H152V206H150ZM156 205H158V204H156ZM176 205H177V204H176ZM179 205H180V204H179ZM53 206H54V205H53ZM55 206H56V205H55ZM59 206H60V204H59ZM63 206H65V205H63ZM143 206H142V207H143ZM145 206H144V208H142V209H144V211H145V209H147ZM159 206H162V204L159 203ZM173 206H174V205H173ZM252 206H253V207H252ZM66 207H67V206H66ZM66 207H65V208H66ZM111 207H112V206H111ZM157 207H158V206H157ZM162 207H163V206H162ZM174 207H175V206H174ZM184 207H185V206H184ZM184 207H182V208L179 209V208H177V206H176V210L179 209L180 211H182V210L184 209ZM189 207H188V208H189ZM67 208H68V207H67ZM67 208H66V211H67ZM112 208H113L112 211L115 210V209H114L115 207H112ZM151 208H153V209H151ZM160 208H161V207H160ZM164 208H165V207H164ZM166 208H167V207H166ZM188 208H186V210L189 211ZM194 208L196 209V207H194ZM197 208H198V207H197ZM220 208H221V209H220ZM226 208H227V207H226ZM226 208H225V210L222 209V212H223V211H226ZM45 209H46V208H45ZM59 209H60V210L62 209L61 206H60ZM63 209H64V207H63ZM75 209H76V208H75ZM139 209H140V208H139ZM139 209H138V211H139ZM142 209H141V212H142ZM181 209H182V210H181ZM195 209H193V210H195ZM228 209H229V208H228ZM109 210H110V212L113 214V212L111 211V209H109ZM109 210H108V211H109ZM160 210H161V212H162L163 208H161ZM173 210L175 211V209H173ZM191 210H192V209H191ZM197 210H198V211H197ZM64 211H65V210H64ZM66 211H65L64 213H66ZM68 211H69V208H68ZM68 211H67V212H68ZM177 211H178V210H177ZM195 211H197V213H198L200 210H199V209H196ZM60 212H61V211H60ZM71 212H72V211H71ZM146 212H147V211H146ZM156 212L158 213V211H156ZM159 212H160V211H159ZM183 212H184V211H183ZM205 212H206V213H205ZM62 213H63V211H62ZM147 213H149V212H147ZM162 213H164V212H162ZM180 213H181V212H180ZM187 213H189V212H187ZM195 213H196V212H195ZM224 213H225V212H224ZM224 213H223V214H224ZM143 214H145V213H143ZM158 214H159V213H158ZM164 214H165V213H164ZM164 214H163V215H164ZM175 214H177L176 211H175ZM175 214H174V216H176V217H174L173 214L169 213V216H170V215H171V217L173 216V218H171V221H172V222L175 221V219L177 220V218H179V215H180V214H178V216L175 215ZM190 214H193V211H192V213L190 212L189 215H190ZM215 214H216V215H215ZM217 214H218V215H217ZM220 214H221V213H220ZM64 215H65V214H64ZM66 215H67V213H66ZM68 215H69V212H68ZM141 215H142V214H141ZM147 215H148V214H147ZM163 215L161 214V217H162ZM198 215H199V213H198ZM205 215H203V216H205ZM214 215H215L216 217H215ZM225 215H226V213H225ZM228 215H227V216H228ZM70 216H72V215H70ZM70 216H69V220H70ZM150 216H151V215H150ZM164 216L166 217L167 215L165 214ZM183 216H184V215H183ZM187 216H188V215H187ZM190 216H192V215H190ZM199 216H200V215H199ZM203 216H201V217H203ZM221 216H222V214H221ZM221 216H220V217H221ZM232 216H231V217H232ZM238 216H236L237 219L239 218ZM72 217H73V216H72ZM165 217H164V218H165ZM184 217H185V216H184ZM194 217H197V216H194ZM223 217H224V216H223ZM234 217H235V216H234ZM250 217H249V218H250ZM162 218H163V217H162ZM164 218H163V220H164ZM169 218H170V217H169ZM174 218H175V219H174ZM203 218H204V217H203ZM207 218H206V220H208ZM224 218H225V220H226V217H224ZM224 218H221L220 220H222V219H224ZM71 219H73V221H74V218H71ZM92 219H93V218H92ZM165 219H166V218H165ZM167 219H168V217H167ZM167 219H166V220H167ZM173 219H174V220H173ZM197 219L200 220V217L197 218ZM201 219H202V218H201ZM213 219H212V220H213ZM252 219H253V218L251 217V220H252ZM258 219H261V220H262V218H259V217H258ZM258 219H256V220H258ZM263 219H264V217H263ZM59 220H60V219H59ZM59 220H58V221H59ZM163 220H161V221H163ZM166 220H165V222H166L167 225H168L169 222H167ZM194 220H195V219H194ZM206 220H205V218H204V220H201V221H206ZM218 220H219V219H218ZM220 220H219V221H220ZM234 220H235V219L232 218V220H228V221H231V224H232V223H233L232 221H234ZM246 220H247V219H246ZM246 220H245V221H246ZM248 220H249V219H248ZM248 220H247V221H248ZM254 220H255V219H254ZM71 221H72V220H71ZM71 221H69V222H71ZM73 221H72V223H73ZM161 221H160V222H161ZM177 221H178V220H177ZM191 221H192V220H191ZM214 221H216V220H214ZM241 221H240V222H241ZM47 222H48V221H47ZM75 222H76V221H75ZM93 222H94V221H93ZM101 222H102V221H101ZM149 222H150V221H149ZM149 222H148V223H149ZM151 222H152V220H151ZM153 222H154V221H153ZM172 222L169 223V225H170V224L172 225ZM175 222H176V221H175ZM189 222H190V221H189ZM209 222H211V220H210V221L208 220V223H209ZM216 222H217V221H216ZM223 222H225V221H223ZM223 222H222V223H223ZM52 223H53V222H52ZM59 223H60V222H59ZM99 223H100V222H99ZM157 223H158V222H156V224H157ZM166 223H165V224H166ZM208 223H207V226L211 224V223H210V224H208ZM246 223H247V222H246ZM246 223H245V225H246ZM251 223H252V222H251ZM253 223H254V222H253ZM263 223H264V222H263ZM46 224H47V223H46ZM60 224H61V223H60ZM150 224H151V223H150ZM154 224H155V223H154ZM204 224H205V223H204ZM223 224H224V223H223ZM247 224H249V223H247ZM254 224H255V223H254ZM25 225H26V224H25ZM52 225H54V223H53ZM73 225H75V223H73ZM76 225L79 226L78 223H76ZM76 225H75V226H76ZM92 225H93V224H92ZM147 225H148V224H147ZM158 225H159V224H158ZM160 225H161V224H160ZM215 225H217V224H215ZM218 225H219V223H218ZM218 225H217V226H218ZM241 225L244 226V224H242V222H241ZM257 225H258V224L256 223V226H257ZM260 225H261V224H260ZM30 226H31V225H30ZM96 226H97V225H96ZM100 226H101V224H100ZM155 226H156V225H155ZM182 226H183V225H182ZM182 226H181V227H182ZM184 226H186V225H184ZM184 226H183V227H184ZM223 226H225V225H222V227H220L221 230L223 229ZM234 226L237 227L236 225H234ZM246 226H247V225H246ZM251 226H253V225H251ZM263 226H264V225H263ZM57 227H58V226H57ZM57 227H56V228H57ZM59 227H61V226H59ZM212 227H214V226H211V230H212ZM225 227H226V229H225V230L223 229V232L226 231L225 233H223L222 231L218 230V231H220V232L218 233V231H217L218 234L216 233V235L214 236V234H213L214 232L212 231V232H213V233H212L213 235H212V234H211V235H212L213 237H211V236H210V237H211L212 239L214 238V240H215L216 243H218V244H222V245H223V244L228 243L229 240H230V241L234 240V237H235L234 235H235V234L233 235L232 230L230 229V230H231V232H230V230H227V226H225ZM225 227H224V228H225ZM231 227H232V229H234V228H233V225H232ZM249 227H250V226H249ZM254 227H255V226H254ZM66 228H67V227H66ZM76 228H79V227H76ZM209 228H210V227H209ZM215 228H216V226H215ZM228 228H230V227L228 226ZM239 228H240V226H239ZM246 228H248V227H246ZM256 228H257V227H256ZM57 229H58V228H57ZM144 229H145V228H144ZM199 229H200V228H199ZM241 229H242V228H241ZM243 229H244V228H243ZM249 229L252 230L251 228H249ZM60 230H61V228H60ZM75 230H76V229H75ZM104 230H105V229H104ZM104 230H103V231H104ZM156 230H157V229H156ZM189 230H190V228H189ZM209 230H210V229H209ZM216 230H217V229H216ZM254 230H256V229H254ZM28 231H29V230H28ZM55 231H57V230H55ZM62 231H64V230H62ZM62 231H61V233H62L61 235L64 234ZM71 231H72V230H71ZM71 231H70V233H71ZM236 231H237V230H234V232H236ZM59 232H60V231H59ZM64 232H66V231H64ZM76 232H77V231H76ZM156 232H157V231H156ZM186 232H187V231H186ZM190 232H191V231H190ZM193 232H194V231H193ZM221 232H222V233H221ZM240 232L243 233V231H240V230H239V233H240ZM250 232H251V231H250ZM253 232H254V231H253ZM253 232H252V233H253ZM72 233H74V231H73ZM72 233H71V234H72ZM147 233H148V232H147ZM153 233H154V232H153ZM183 233H184V232H183ZM188 233H189V232H188ZM241 233H240V234H241ZM244 233H245V231H244ZM59 234H60V233H59ZM65 234H66V236L69 235V234L67 235V233H65ZM71 234H70V235H71ZM80 234H81V233H80ZM105 234H106V233H105ZM237 234H238V233H237ZM187 235H188V234H187ZM209 235H210V233H209ZM245 235H246V234H245ZM71 236H72V235H71ZM194 236H195V235H194ZM246 236H247V235H246ZM246 236H243V235H242V237H246ZM60 237H61V239L64 238V237H62V236H60ZM60 237H59V238H60ZM81 237H82V236H81ZM81 237H80V238H81ZM95 237H97V236H95ZM107 237H108V236H107ZM237 237H238V239H237L236 237H235V238H236L237 240H239V239H240V238H239L240 236H237ZM242 237H241V238H242ZM68 238H69V236H68ZM75 238H76V237H75ZM103 238H104V237H103ZM165 238H168V239H169V237H165ZM248 238H249V236H248ZM251 238H252V236H251ZM251 238H249V239H251ZM65 239L67 240V238H65ZM179 239H180V237H179ZM231 239H232V240H231ZM236 239L234 240V242H236ZM243 239H245V238H243ZM59 240H60V239H59ZM62 240H63V239H62ZM107 240H108V239H107ZM210 240H211V239H210ZM240 240L242 241V239H240ZM247 240H248V239H247ZM74 241H75V240H74ZM77 241H80V242H81V239H79V240H77ZM108 241H110V240H108ZM244 241L246 242V239H245ZM47 242H48V241H47ZM49 242H51V241H49ZM53 242H54V241H53ZM63 242H64V241H63ZM67 242H68V241H67ZM92 242H93V241H92ZM187 242H188V241H187ZM192 242H193V241H192ZM194 242H196V241L194 240ZM211 242H213V241H211ZM245 242H244V243H245ZM248 242L250 243L249 240H248ZM248 242H247V243H248ZM105 243H106V242H105ZM165 243H166V242H165ZM230 243H231V242H230ZM230 243H229V244H230ZM232 243H233V242H232ZM232 243H231V244H232ZM237 243H238V242H237ZM237 243H236V244H237ZM241 243H243V242H241ZM244 243H243V244H244ZM48 244H49V243H48ZM66 244H68V243H66ZM74 244H75V242H74ZM167 244H168V243H167ZM167 244H166V246H171V247H172L171 244H170V245H169V244L167 245ZM198 244H199V243H198ZM218 244H217V245H218ZM252 244H253V243H252ZM252 244H251V245H250V244H248V245L246 244V245H247V247H249V246H252ZM263 244H264V242H263ZM49 245H50V244H49ZM49 245H47V246H49ZM71 245H72V244H71ZM71 245H70V246H71ZM75 245H77V244H75ZM104 245H105V244H104ZM180 245H181V244H180ZM206 245H207V244H206ZM226 245L228 246V244H226ZM246 245H245V246H246ZM253 245H254V244H253ZM50 246H51V245H50ZM70 246H69V248H68V246L66 247L65 244H64V246H62V247H63V248L66 247L65 249L68 248V249H67V252H70V250L73 249L72 246H71V247H70ZM73 246H74V245H73ZM78 246H79V244H78ZM94 246H95V245H94ZM166 246H165V247H166ZM196 246H197V245H196ZM196 246H195V247H196ZM214 246H215V244H214ZM218 246H219V245H218ZM233 246H234V245H233ZM233 246H232V247L229 246V247H230V248H233ZM235 246H236V248H237L238 245H235ZM245 246H244L245 251H246V250H251L250 253H253L251 247H250V249H249V248H246ZM258 246H259V245H258ZM260 246H261V245H260ZM101 247H102V246H101ZM171 247H170V248H171ZM176 247H177V246H176ZM229 247H228L227 249H229ZM241 247H242V244H241ZM263 247H264V245H263ZM51 248H52V247H51ZM55 248H57V247H55ZM58 248H59V247H58ZM158 248H159V247H158ZM187 248H188V247H187ZM223 248H226V247H223ZM234 248H235V247H234ZM236 248H235V249H236ZM238 248H239V246H238ZM238 248H237V249H238ZM257 248H258V247H257ZM87 249H88V248H87ZM87 249H86V251H87ZM101 249H102V248H101ZM110 249H111V248H110ZM132 249H133V248H132ZM192 249H193V248H192ZM194 249H195V248H194ZM197 249H198V247H197ZM197 249H196V250H197ZM202 249H203V248H202ZM202 249H201V252H202ZM235 249H234V251H236ZM255 249H256V247L254 248V250H255ZM261 249H262V246H261ZM59 250H60V249H59ZM185 250H186V249H185ZM220 250H222V247H221ZM238 250H240V249H238ZM256 250H260V249L258 248V249H256ZM263 250H264V249H263ZM263 250H261L262 253H263ZM51 251H52V250H51ZM72 251H73V250H72ZM78 251H79V250H78ZM88 251H89V250H88ZM88 251H87V252H88ZM109 251H110V250H109ZM172 251H173V247H172ZM175 251H176V250H175ZM194 251H195V250H194ZM227 251H228V250H227ZM229 251H231V249H230ZM56 252H58V250H57ZM60 252H61V251H60ZM67 252H66V253H67ZM87 252H86V253H87ZM90 252H91V250H90ZM99 252H100V251H99ZM197 252H198V251H197ZM214 252H215V251H214ZM240 252H241V251H240ZM254 252H255V251H254ZM259 252H260V251H259ZM259 252H257V251L255 252L256 254H258L257 256L254 254L255 257H256V258H255V259H256V260H255V263L257 262L256 264H264V254H262L261 252L259 253ZM62 253H64V251H63ZM66 253H65V254H66ZM71 253H72V252H71ZM105 253H107V251H106ZM148 253H149V251H148ZM160 253H161V252H160ZM236 253H237V252H236ZM243 253H244V252H243ZM42 254H43V253H42ZM50 254H51V253H50ZM50 254H49V255H50ZM52 254H53V253H52ZM52 254H51V255H52ZM56 254H57V255L59 254L58 256L55 255V256H56V259H58V257H59V259H60L62 255L60 256V253H56ZM69 254H70V253H69ZM69 254H68V255H69ZM77 254H78V253H77ZM84 254H85V253H84ZM89 254H90V253H89ZM109 254H110V253L108 252V256H109ZM177 254H178V253H177ZM72 255H73V254H72ZM81 255H82V254H81ZM85 255H86V254H85ZM183 255H184V254H183ZM244 255H245V253H244ZM246 255H247V254H246ZM246 255H245V257L242 255L243 259H246ZM250 255H251V254H250ZM252 255H253V254H252ZM90 256H91V255H90ZM117 256H118V255H117ZM228 256H230V255H228ZM248 256H249V255H247V259H246V260L248 261L247 264H250L251 259H249ZM53 257H54V255H53ZM71 257H72V256H68V258H71ZM79 257L82 258L83 255H82V256H79ZM86 257H88V256H86ZM129 257H132V256L130 255ZM148 257H149V256H148ZM200 257L202 258V256H200ZM213 257H214V256H213ZM236 257H237V256H236ZM242 257H241V258H242ZM62 258H64V256H63ZM62 258H61V261H60V262L66 264V263L64 262L65 259H63V261H62ZM68 258H67V260H68ZM121 258H122V257H121ZM178 258H179V256H178ZM224 258H225V257H224ZM250 258H251V256H250ZM59 259H58V260H59ZM71 259H72V258H71ZM73 259H74V255H73ZM95 259H96V258H95ZM97 259H98V258H97ZM103 259H104V258H103ZM149 259H150V258H149ZM183 259H184V258H183ZM185 259H186V258H185ZM185 259H184V260H185ZM253 259H254V258H253ZM43 260H44V259H43ZM47 260H48V259H47ZM53 260H54V259H53ZM58 260H55V261H56V264L59 263V262H57ZM79 260L83 261V259H80V258H79ZM79 260L77 259L76 261L79 262ZM84 260H85V258H84ZM93 260H94V259H93ZM93 260H92V261H93ZM127 260H128V261H126V260H125V261L128 263V262H129V259H127ZM131 260H133V257L131 258ZM168 260H170V259H168ZM178 260H179V259H178ZM194 260H195V259H194ZM234 260H236V259H234ZM246 260H245V261H246ZM50 261H52V260L50 259L49 262H50ZM85 261H86V260H85ZM100 261H101V260H100ZM134 261H135V263H137L136 260H133V262H134ZM197 261H198V260H197ZM197 261H196V262H197ZM214 261H215V260H214ZM217 261H218V260H217ZM236 261H238V260H236ZM245 261H244V262H245ZM46 262H47V261H46ZM70 262H72V261H70ZM70 262H69V260H68L67 263L70 264ZM77 262H76V263H77ZM183 262H184V261H183ZM201 262H202V261H201ZM208 262H210V261H208ZM219 262H220V261H219ZM239 262H240V261H239ZM252 262H253V260H252ZM52 263H55V262H52ZM76 263H75V264H76ZM91 263H92V262H91ZM107 263H108V262H107ZM255 263H254V264H255ZM49 264H51V262H50ZM78 264H79V263H78ZM150 264H151V263H150ZM191 264H192V263H191ZM204 264H206V262H205ZM242 264H243V263H242ZM245 264H246V262H245ZM251 264H252V263H251Z\"/></svg>",
	"mask_w": 264,
	"mask_h": 264
}]
</instances>
